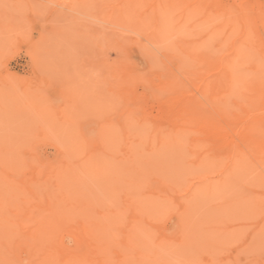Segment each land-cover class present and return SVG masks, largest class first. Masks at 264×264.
<instances>
[{"label":"rangeland","instance_id":"rangeland-1","mask_svg":"<svg viewBox=\"0 0 264 264\" xmlns=\"http://www.w3.org/2000/svg\"><path fill=\"white\" fill-rule=\"evenodd\" d=\"M121 1L122 0H0V179L3 178L2 180H0V190L2 192H4L5 188L10 187L8 190L11 189L12 194H8L7 192H5V194L7 193V195L9 197H12V195L14 196L15 191L19 190V189H20L19 190L20 192L22 191L21 193H23L25 195L28 194V196L31 195V193L33 195L32 191L36 190L35 192H37V190L39 189L38 193H37V194H39L43 190L42 194H39V197H38L40 200L37 199V197L33 195L34 199H36L37 201L35 202V200H33V198L31 197L32 198L31 201L33 203L30 201V204L28 203V206H26V208L24 207L25 205H27L26 200H28V199L30 200L31 198L25 196L27 198L22 199L21 198L22 195L21 196L18 195L19 197L15 200H16L17 204L19 203L18 205H21L20 207L22 209L18 208L17 204H16L17 206L14 205V203H16V202H14L15 197L13 199L11 198L13 201V203H12L13 205L12 204L10 205V203H8V201L10 202V198H9V200L7 199V201H6V196L3 194L5 197L4 200H5V202H7V205L8 204L10 205V206L8 205L10 208L6 205V203L4 201H2L3 200V198H2L1 201L4 202L5 205L0 201V213L3 215H7L9 217L7 222H9V224H12V225L14 224L15 228L18 230V233L19 234L21 233L22 236L21 235L16 236L15 234L17 233V231H15V229L13 230L11 225L10 226L12 229L10 228V230L14 231L15 234H11V231H10V240L12 242V243L11 242L10 243L12 245L14 243V245L13 246L10 245L9 242H7V245H3V244H6V242L4 243V240L0 236V239L3 240V241L2 240H0V241L3 243L2 245L5 248L4 250L8 251L6 253L4 252L5 256L8 253L10 254V256L1 258L2 253L0 252L1 253L0 259H2L0 261V264H4V263H7V264H33V263L35 264V263H39V262L35 261V257H36V259L38 258L39 261L42 259V262L44 261L43 264H53L54 263L53 262L54 257L52 256V254L54 252L53 250H54L55 246L58 247L59 245H61L62 247H66V248L65 249L60 248V250L58 248H55L58 250V251L55 250L57 252V253L55 252L56 254L60 255L62 252L63 253L60 255L62 257L61 260L57 259V258H60L59 255L56 258V254H55L54 259H56L60 262L61 261L65 262L66 258H63L64 252H68V254H69L70 251H66V249L68 248L71 250V248H73V246H75L76 239H75V241L73 240L74 237L75 238L77 237V236H75V234L78 235L79 238L83 237V235H84V238L82 240L86 241V242L85 241L84 242L87 244H85V243L84 244L87 245L88 248L90 249L88 251L89 253L87 252L90 259L93 256H96L98 254V252H97L98 249H99V254L102 253L101 255L98 254L99 256L104 255L105 256V257L103 256L104 258L109 259V260H105L102 257L104 262L102 260L103 263L102 262L100 263V261H101L100 259H99L100 261L96 262V260H98L97 257H99V256H96L95 260H93L94 258L91 259L93 261V262H91V264H97V263L98 264H114V262H117L116 264H121V260L123 261L122 264H264V200L261 198L260 195H257L254 192V191L258 190V189H256V187L260 188L262 186V184L264 185V175H263L264 170L262 169V168H264L263 167L264 162L260 163V161L256 160L257 158H255L248 151V149H247L248 152L246 150H244V149H246L245 147H247L246 143L244 142V139L246 137V132L244 130V127L241 124V122L243 123L244 118L243 117L236 118V119L230 118V120L227 119L226 117L224 118L223 115H221V113L218 111V109H215L216 107H214L215 105H213L214 100H213V98H211L212 96L210 97V95H207L206 97H201L200 95H202V94L200 92L201 91L200 87L198 85L192 83L191 76H188L186 74L187 68L184 67L185 69L182 70L180 67L181 66L183 67V65H180V62L176 61L174 59V57L176 58L175 54L177 53V51H179L181 44L184 42H187V44L189 43L190 46H193V45L195 47L197 45H199V47L203 46L202 47L203 50H205L204 48L206 47V51H207V49L209 50V48H210V51L212 50V53H214V55H211V57L212 56L216 57V56L220 55L219 54V53H221L220 49L221 48L223 49L222 46H225V45H222V42L226 43V45L229 43V46L232 45V44H230V43H232V41L234 42L233 45H235V42H237V43L241 42L240 40H242L241 36H242V30H243L244 26L242 25L243 23H241L243 20L242 19L243 15L240 16V14L244 13L246 15L249 10H250V12L253 11L252 12L253 20H252V18L249 17L250 15L247 14V16H248L247 18H249V21L247 19V21L249 23V27L252 26L249 28L252 30V32L250 30L249 31L252 33V36H254V38L252 37L251 39L254 40L255 38H257L258 40H256L257 41V43H256V42H253V40L249 39V42L254 43V44H251L248 42L249 47H246V49L248 48L247 52L250 53L249 56L250 55H251V57L255 56L256 52H258V50L260 49L259 47L264 46V25H263L264 24V6H263L264 0H211V1H209V3H205V4H204V2L206 0L205 1L197 0L198 2H200V4L202 2L204 6L207 4L208 5L207 8H209L210 11L206 7L205 8L210 13L206 9H202L201 6H198L200 11H198L197 7L195 9L194 8L189 9L190 4H191L190 2H192L193 0L192 1L191 0H173V2H172V0H139V3H137V5L135 2L134 7H130L131 6L130 3L133 6V2H129V4H126V5H125V3H121L122 5L126 6V7H124L120 4ZM162 1H164V2H162ZM166 4H167V10L169 11V13L170 12L173 13L172 11L176 10L174 8H177V10H176L177 12L174 11V14H171V13L169 14L168 12H160L163 14V16H161L162 14H160V16L165 17L164 25H163V27H160L161 24L159 23V20L160 19H161V21H163V20H162V18H160V16L157 17L159 15L158 14L159 12H157V10H159V9H157V8H159L160 5L166 7ZM210 4L213 7L212 6L210 7ZM214 5H219V7L215 6V7H217V9H213ZM155 7H157L156 10H155ZM178 7L180 9L181 8L182 9L180 10ZM127 8H129V9H127ZM132 8L134 9V11L133 10L131 11ZM162 8L164 9V7H162ZM187 8L191 12L190 11L187 12ZM222 8L226 12H224V10ZM227 9H228V11L232 12L233 14L228 12ZM205 10H206V12L204 13ZM219 10H220V13L222 12L224 14L221 13L222 14L221 15L219 13ZM233 10H234V12H233ZM240 10H243V11L240 12ZM164 11H166V9H164ZM237 11H239L240 14ZM181 12H182V14H181ZM211 12H213V13L215 12L216 14L215 13L212 14ZM153 13L158 14V15L154 16ZM190 13H191V17H190ZM206 13H209V15L211 14L213 18H216L220 21L216 20V21L211 22V23H207V22L202 21L204 18L203 16L207 15ZM217 13H219V14H217ZM235 13H237L239 15V18L237 16V14H236L237 17L233 16ZM193 14H195V16L197 15L196 19H195V16ZM216 15H217V17H216ZM219 15H221V16H219ZM223 15H225V16H223ZM231 15L235 18H238V20H236V22L238 21L237 23H238L239 27H236L234 29V31L228 32V27L224 26V24H223L224 22L221 21V19H222V17L223 18L224 17L230 18V17H232ZM184 16H185V18H184ZM219 17L221 19H219ZM260 22H263V24ZM197 23H199V24H197ZM221 24L224 27H223V29L219 28V29H221V30H219L218 27H221ZM157 25H158V27H157ZM199 25H201V30H200ZM253 27L256 29L254 30ZM206 28L208 29V31ZM193 32L195 34H193ZM196 32H197V34H196ZM218 32H220V33H218ZM162 33L165 35V37H164V35H161L162 37H164V39H160L161 37H159L158 38L159 41H158L157 37ZM228 33H230V34L233 33L231 35L232 36L234 35L233 36L234 40L231 39V42L229 40L232 36L230 35L231 37L229 38ZM251 33H249L248 36ZM214 34H216V35H214ZM187 37H190V39ZM210 37H211V39H210ZM227 37L229 38V40ZM225 38H227V39H225ZM203 40H204V42H203ZM235 40H237V41H235ZM220 42H221V44H220ZM237 43H236V45L239 44V43L238 44ZM220 45H222V46H220ZM257 45H259V46H257ZM177 46L179 49H177ZM228 47L225 46L226 49ZM251 47H253V48H251ZM249 48H251L252 51ZM213 49L216 53L213 51ZM226 49H224V51ZM253 51H255V52H253ZM259 51H261L262 54H261V52H259V53H257L258 55L264 54V49L261 48ZM251 52H253L254 55L251 54ZM258 55L253 57V59H255L256 64L259 63L260 60L264 61V56H262L263 58H261ZM257 56L259 58H257ZM154 60L156 61V63L153 66V63L155 62ZM256 60H258V61H256ZM263 61H260V63H263ZM151 62H152V64H151L152 66H150V64H148ZM253 63H254V61L251 62V60H250V63L248 65L250 66ZM260 63H259V66H264V64L260 65ZM177 65H179L180 67L177 68L178 67ZM259 66H257V67L259 70H261V68H259ZM263 68L264 67H262V71H264ZM179 69H181V70H179ZM188 70H190L191 72L194 71L192 68H188ZM138 71H140L139 75L137 74ZM249 72L252 73V70H249ZM132 73H134V74H132ZM135 73L139 77H141L143 74H145L144 75L145 78L143 76L142 77L146 81H144L141 78L136 79V77L138 78V76L135 75ZM197 73H198L197 71L193 72V74H197ZM165 74H167V76H165ZM263 74H264V72L262 73V75ZM134 75L136 76L134 78V81L135 80L136 81L133 82L132 79H131V82L128 81V80H130V78H132L131 76L134 77ZM162 76L163 77L165 76V79H166V77L169 76V78L165 80L166 82L170 81V80H175V78H177L176 80H179L180 82H182L184 84L181 86V83L178 81L180 83V84L179 83L178 84L182 88L180 86H178L180 88V90H179V88L174 89V90H177L178 92L177 91L174 92L172 89L171 90L172 93H169L166 90L169 89V91H170L171 85L168 86L166 84L167 85L166 86L164 81H163L164 79L161 78ZM210 77L211 78L213 77V79L218 78V76L216 75L215 72H212ZM161 79H163V80H161ZM139 80H141V82ZM162 81H163V84L165 86L162 84ZM161 84H162V86H161ZM157 87L162 91L157 90ZM163 90H165V91H163ZM151 92H153V93H151ZM156 92L160 95H158ZM152 94H153V96H152ZM156 95H158V96H156ZM161 99H163L164 102ZM187 99L190 102L192 101V103L189 102L190 105H192V106H194V104L196 106L199 105L200 107L205 106L206 110L204 109V111H206V113L211 112L210 114H212L218 121H219L218 118H220V117L222 118V120L224 118V121L227 119L225 122L222 121V125L225 124L228 120L230 121L229 122L230 124L227 123L229 125H227V124L223 125V126H225L226 131H227V129L232 128V129L228 130L229 133L227 131L228 134L225 136L226 140H229V141L222 140L221 138H217L218 140H216V142H214V144H211V145L206 144V146L203 147V149L201 147L199 149L201 150L200 153H203V155H204V153H206V154H208L210 152L214 153L217 150L219 152H222L227 147L228 148H230L232 146L237 147L238 145H240V147L239 146L238 147L242 150L241 152L246 151L243 153L247 154V155H245L247 158L246 164H247V162L250 163V164L248 163L249 165L248 164L246 165V166H248L249 169L248 168L245 169V170H247L246 172L249 173V174L247 173L248 177H246L247 176L246 173L244 174L246 176L243 177L242 176L243 173H240L241 170H239L238 173L237 172L235 173V174H239V175L241 174L240 176L238 175L241 179L238 178L237 175H236L237 178H235L236 176L234 177L236 182H238V180H239V182H238L239 184H244L245 179L248 180L245 182V184H247V185H245V187H246L245 189H247V190H245L244 186L242 185V188L245 190V192L241 191V189H242V188L240 189L241 185L236 184V182H235V186H237V185L238 186L234 187V188H238L240 186L239 189L241 192H244L243 193L244 196H238V197H240L239 200L237 199L238 201H235L232 199L234 196L230 195L231 196L230 200H232L233 202L232 201L228 202L225 200V199L229 200V195H228V197L226 195H227V191L229 188L228 184L231 186V184H233L232 182H234V180H232L231 183H229L230 182L229 181L226 184L227 186L225 185V188H223V190L221 189L223 192L220 190L221 191L220 193H222L224 196L219 193V190H217L219 195H221L220 197H222V199L220 197L215 196L216 193L213 195L212 194L205 195V197H204V195H201V197H203V199H202L203 201L201 200V198H200V200H198L200 195L197 199H195L197 196H191L189 199L188 196H186L187 192L186 193H184V192L186 191L187 186H188L187 182L191 183L193 181L192 179L190 181V177L193 175L196 168L193 166L191 167V169L188 168L190 166L188 163L190 161V159L187 162V160L184 157L185 155L183 156V154H189V152L187 151V147L183 148V150L185 149L184 152L186 151V153H180L181 151H183L182 149L178 153V152H176L177 150H179V148H177L178 146L176 147V145H174L175 148H171L172 152H170V148L168 149L169 151L167 150V148L170 147V146H168L167 148L161 149L162 151L164 150L165 155H163L164 153L163 152L161 153V150H159V147L154 145L155 146L154 149L156 148L159 151V152L157 150L155 151V152H158V153H156L158 156H154V157H151L152 155H155V152H154V154H152L153 153L152 150H154V149L148 148L146 150V148H147L146 147V148H144L145 149L144 151H145L146 155L148 154V157H146L144 155V157H146L145 159L151 160V158L152 159L154 158L153 159L154 167H152V168H155V170L153 172H151L152 170L150 169V165L147 163H144L145 165L143 164L144 165L143 168L141 166L142 164H138V167L135 164L133 166L127 165L126 162H125V164H126V168L128 169V171L130 170L132 173L135 172V170H133L135 168V166H136V169H138V168L144 169V168H146V164H147L149 166V167L147 166L149 168V174H151L149 176L150 177L149 182H151V184L148 182L147 187L143 185V184L146 185V183H144V182L142 184H139V187H140V185L144 186V188L142 187V189H141V191H143V192H141V193L139 192L140 193L139 197L134 196L135 199L137 198L135 201L138 203H134L132 201L135 205L137 204L136 206H133L134 204L133 205L129 204V203H131V200L134 198V197H132L133 194H131V198H132L131 199L129 197L130 195L128 193L133 191V190L132 191H130V190H131V188H133V189L135 188L134 187L135 184H133V182H132V184L134 186L132 184L131 185L133 187L131 185L128 186L129 183L127 181V178L129 180V177L131 180V175H129V177L124 179L123 182L119 181L120 184L118 183V185H121L120 186L121 189L119 188L121 190V191L119 190L121 192V194H119V193H117V194L121 198H122V196L124 198L125 197L124 194H126L128 196V197L126 196L128 199L126 197L124 199L118 198L117 200H120V202L118 201V203H122L124 205L123 206L122 204H120V205H122L121 206L122 208L124 207L123 209H126L125 207H126L127 203L131 206V207H129V210L131 209L133 211V209H135L134 207H136V209L134 210V212H132V213L130 212L131 215H129V212L127 210L121 209V210H123L122 216H123V214L128 212L127 215L129 217L127 215H124L126 218V219L125 218L124 219L126 221L122 220L123 217H122V219L119 218L120 220L118 219L119 222L117 221L118 222L117 228L119 229V227L121 226L122 228L119 229V231H121V232L119 233V231H117L118 229L116 230L117 232L114 231L112 226H114L116 224H114L113 220L116 219L117 216L121 217L120 216L121 211H119L120 209L117 207V210L120 212V215H118L119 214L118 212H117L118 214H116V212H113V211H117L116 209L110 210L112 206L114 208H116L117 200L116 201L113 200L114 203H116V204H114L111 201L112 203L111 202L110 203L112 204V206H110L111 205L110 204L109 205L110 209L108 208L107 202L110 201L109 198L111 200H112V198L116 199L117 197H114V195H117V194H110L111 192H109V190L105 189V186L106 187L110 186V185L112 186L111 183H110V185L104 184L103 180L105 179L104 178L105 175L107 178V173H106L107 171L106 172L104 171V175L101 176L102 180L97 183L98 180H94V179L97 178L98 175H97V177H95L96 174H94L95 178L92 177L93 179L90 180V178L88 177L89 176L88 172H92V171L87 170L85 175H83V176H85V177L87 176L89 179L86 178V180H85L86 182L84 180L82 181L83 177H80V178H82V179H80L77 176V175H79L80 172L78 173L76 171L80 168V166H76V165H74V163L76 164L77 162H79V164H82V166H84L83 168H87L88 166H86V163L84 164V162L80 163L81 160L83 159L84 155L79 154V153H78L79 154L78 156L74 155V154H77V152H75V149L81 148L82 146L87 147L85 145H88V146H90V148L98 151V152L96 151V153H97V156L99 155L98 156L99 159L102 160V157H103V161H106L110 164H112V158L113 157H114L113 158L114 160H116V158L119 159L120 157H121V159L124 160L123 156L126 154L124 153V151H122L120 149V147H118V144H117V142L120 141V137L117 136L118 135L117 129L121 123L125 122L124 121L125 118H127L126 126H129V127L130 126L131 127L132 126H136V127L142 126V128L149 130V129H151V127L153 128L154 125H156L158 127H161L164 130L173 129V126H175L176 124H178L180 122V120L178 118L176 119V117H177L179 110L181 108L180 106H182V104ZM212 100H213V102H212ZM228 103H226L227 106L230 105L229 106L230 109L228 108V111L229 110L233 111L234 107L232 105H234V104L231 105L230 104L231 101H229ZM169 105H171V106H169ZM262 105H264V97H263ZM262 105L260 106V109H259L261 111L258 110V113L264 114V112H263L264 108H262L263 107ZM231 106L233 109L231 108ZM226 109H227V107H226ZM216 112L219 113L221 116L217 117L219 114H217ZM173 114H174V117H172ZM233 119H234V121H233ZM239 119H241V120H239ZM220 121H221V119H220ZM107 122H108V124H107ZM234 123L235 124L239 123V124H236L239 128L238 130L235 127L236 125ZM262 123L264 124V121ZM227 126L228 127L230 126V127L227 128ZM111 127H112L113 131H116V132L112 133V131H110V130H112ZM233 127H235L236 130ZM94 128H95V131H93ZM105 128H107V129L105 130ZM91 133L92 134L94 133L95 136H94V134L92 135ZM107 133H108V136L106 135ZM87 134H89L88 135L89 137H87ZM236 134H238L237 135L238 138H237ZM239 134H241V135H239ZM99 135H101L102 137H100ZM83 136H85L86 138ZM105 137H107V139H104ZM70 138H71V140H67ZM188 138L189 139L192 138L193 140H196V138H197V141L202 140V139L203 140L206 139L205 136H202L200 134H197L196 136H195V134H191V136L188 135L187 137L185 136L186 142H187ZM230 138H231V140H230ZM61 139L64 140V146H63V143L59 142V140L62 141ZM189 139H188V141L190 142L192 139L191 140H189ZM219 139L222 140V144L220 143L221 141ZM104 140H106V141H104ZM114 140H116V141H114ZM239 141H241L242 143ZM57 142H59V144L60 143L62 144V145L60 144V146L62 148L61 150L59 149L60 147L58 148V146H56ZM87 142H89V143L86 144ZM112 142L114 144H117V145H113ZM189 142H188V144H189ZM231 142H232V144L233 143L234 144L232 145ZM66 143H69L68 145L71 146L72 148H70ZM100 143H103L101 146V149H99L100 145H101ZM65 144H66V146H65ZM83 144H85V145H83ZM224 144H227V145L231 144V146L229 147V145L227 146ZM103 145H105L106 148ZM242 145H245V146L243 147ZM73 146H75V147H73ZM111 146H113V147H111ZM174 146H172V147H174ZM102 147H104V149ZM184 147H185V145H184ZM241 147L244 149H242ZM116 148L118 151L113 150ZM102 149H103V151H102ZM108 149H110L111 151ZM165 149L167 150V152ZM150 150L152 152L151 156L149 155V153H147V152H150ZM69 151H71V152H69ZM141 151L143 152V149ZM79 152L82 153L81 151H79ZM169 152H170V154H169ZM67 153H68V155H67ZM173 153L174 154L178 153L177 154L178 159L180 158L179 154H181L184 157V159L186 160V164L184 163L185 165H187L186 167L185 166L183 167V164L181 161V164H182L181 166L184 168V169L182 168L183 169V175L180 173V171L182 172V170L179 171L180 168L178 169L179 165L177 166L175 164V163H177L175 161L178 159H177V157L175 158ZM172 154H173L174 158L176 159L175 161L173 160L174 159L173 156H171ZM65 155L67 156L66 160H65V158H66ZM71 155H73V156H71ZM106 155H107V158H104V157H106ZM250 155H252V156H250ZM68 157L72 158V159L69 160ZM110 157H112V158L110 159ZM166 157H168V158H166ZM187 157H188V155H187ZM164 158H165V161H163ZM189 158H191V156ZM166 159H167V161H166ZM184 159L182 158L181 160L185 161ZM31 160H33V161H31ZM158 160H160V161H158ZM170 160H171V163L173 165L168 164V163H170ZM18 161H20V162H18ZM179 161L180 160H178V164H180ZM114 162L118 163L119 161H114ZM121 162H122V160H121ZM158 162H161V163L165 162L164 164H166V166H167V167L165 166V169L167 168V170H166L167 173H166V171L165 172L162 171L163 174L166 173L168 175L169 169H170L171 173H173L172 169H174L175 172H176V169H178L179 174H178V171H177L178 175L176 174V176L178 178H179V176L181 177V175L184 176V174H185V176H187L186 179H188V181L185 178H184L185 180L182 179L183 177H181V179L179 178L180 181H179V179L176 180L177 181L176 184H178V185H183L184 181H186L187 186H186L185 191H182V190H180V188L177 187L182 192H180V191L177 192L178 190L175 191L172 189L171 190L174 191L175 193L174 192L172 193V191H171V193L169 192L171 199H167V200L170 201V203L176 202L175 204L174 203H172V204L167 203L166 204L165 202H160V201H157V199H155L157 196L161 195L162 192H164V190L166 191V190H168V188H170L171 184L168 186V184H169L168 182L171 181L170 183H172L173 178L176 177V176H173V177L169 176V175H171L169 173V175H168L169 177H164L165 179L164 178L161 179L162 178L161 175H160L161 178H158L157 175L161 173L160 172L157 174V171H156L157 169H160L159 166L155 165V164H158ZM122 164L124 165V163H122ZM122 164L121 165L117 164L118 166H113V165L112 166L114 168H118V169L123 168L124 169L125 165L123 166ZM262 164H263V166H262ZM70 165H72V167L74 165L73 171L70 170ZM114 165H116V164H114ZM159 165H161V164H159ZM174 165H176V168L175 167L171 168ZM110 166L107 167L108 168L107 170L109 172H111ZM23 167H24V169H23ZM129 167H130V169H129ZM254 167H257V168L255 169ZM114 168H112V169L114 170ZM192 168L194 169L193 172H191L193 170ZM187 169H190L189 171H190V173H192V174L188 173L189 177H188V174L185 173V172H189ZM259 169H261V170H259ZM79 170L80 171L82 170L84 172V169L80 168ZM144 170H146V169H144ZM55 171H57L58 173ZM74 171H76L78 173V174L75 173V174H77L76 176L74 173L72 174V172H74ZM128 171H127V173L130 174L129 173L130 171L129 172ZM83 172H82V174H83ZM123 172H124V170H123ZM241 172H243V171H241ZM261 172H263V173H261ZM38 173H40L39 177H38ZM136 173H138V171ZM146 173H148V172H146ZM253 173H255V174H253ZM113 174H114V172L111 175H113ZM119 174H120V172H119ZM173 174H175V173H173ZM54 175H58L59 178L55 177ZM63 175L64 176H66V175L72 176L73 175V178H71V176L70 177L67 176L71 180L69 182H75L72 185L76 188H74V187L73 188L79 189L80 191H78V190L75 191L73 188L69 189L70 184H68V186H66V188L68 187V189H69L68 191L71 194L74 193L73 194L74 196L75 195L80 196L83 192L85 194H88V197L90 200L89 203L93 204V207L89 206V205H91L88 203L89 200H86V201L84 200V198L87 197V196L85 197V195H83L84 197L81 196V198L83 197L84 201H81V200L79 201L78 200L79 197H75V199H74V197H72V195H71V197L68 196V197H70V199L68 197H66L67 196L66 193H68V191H66L67 189L64 190L63 188H65V187H62V189L64 190V191H62V189H61L62 184H60L61 186L59 184H58L59 186L54 184L56 182L55 179H57V178H58L57 182L59 180L62 181V178L64 177ZM81 175H79V176H81ZM108 175L110 176V174H108ZM117 175L118 174H116V176ZM121 175H122V173H121ZM121 175L119 177H117L116 180H118V179L120 180V177L122 178V176H123V175L122 176ZM124 175H127V174H124ZM143 175H146L145 171H144ZM253 175H255V176L252 178ZM135 176H137V174ZM76 177L79 181H82L83 184L85 183L84 185H82V183L80 182L81 188L76 185V184H78L76 182ZM99 177H100V175H99ZM136 178H138V177H136ZM152 178H156L157 179V180L155 179L156 182L152 183L153 181H155V180H152ZM74 179H75V181H74ZM98 179H100V178H98ZM134 179H132V180H134ZM255 179L257 182L255 181ZM3 180H4V182H3ZM9 180H11L12 182H15L16 184L14 183L12 185L11 183L10 184L8 183V185H6L7 182H10ZM106 180H108V179H106ZM110 180H113V179H110ZM116 180H114V181H116ZM136 180H135V183L138 184ZM181 180H183V181H181ZM242 181H244V182L241 183ZM250 181H251V183H250ZM107 182H110V181H107ZM121 182H122V184L124 182H125V184L127 183L126 186H128V188L129 187H131V188L130 189L126 188L127 191H125V188H124L125 185H123L124 186L123 187L124 190H123ZM247 182H249L250 184L253 183L252 186H254V188L252 186H250ZM41 183H43V184H41ZM58 183H60V182H58ZM61 183H63V182H61ZM66 183H68V182H66ZM105 183H106V181H105ZM257 183H258V185H256ZM35 184H36V186H35ZM94 184H96V185H94ZM29 185H32V186H29ZM33 185H34V187H33ZM45 185L49 186V188L51 190L48 189ZM113 185L118 187V185H116V184H113ZM178 185H176V186H178ZM44 186L48 190H50V194H49V191ZM111 186L109 188H112ZM173 186H174V184H173ZM176 186L173 188L177 189ZM15 187H17V188L15 189ZM21 187H23L25 190L24 189L21 190ZM117 187H114V189H118ZM139 187H137V189H139ZM2 188H3V190H2ZM33 188H36V189L33 190ZM56 188H57V190H56ZM83 188H85V189L82 190ZM183 188H185V187H182V189ZM58 189L61 192V194H60V192H57ZM137 189H134L133 192L134 193L137 192ZM231 189H233V188H231ZM231 189L229 188V190H231ZM254 189H256V190H254ZM11 190H10V192H11ZM13 190H14V193H13ZM55 190H56V192H55ZM19 191H18V193H19ZM51 191L54 192L53 193L54 195L52 194V196L56 197V198H54V200H52L53 197H52V199L50 197L51 193H52ZM119 191L116 190V192H119ZM138 191H140V189ZM168 191H170V190H168ZM260 191L262 192L264 190L260 189ZM260 191H257V192H260ZM35 192H34V194H35ZM105 192L108 194V196L105 194ZM151 192L157 196L155 197V195H154L152 197L153 194H151ZM158 192L161 194L158 195ZM228 192L231 194L232 191H228ZM18 193H16V194H18ZM176 193H177V195H176ZM47 194H49V195L46 196ZM64 194H66V195H64ZM68 195H70V194H68ZM211 195L215 196V197H212ZM216 195H218V194H216ZM184 196H185V198H187L188 201L183 198ZM206 196L211 197V199L207 198ZM159 197H161V196H159ZM46 198H48L49 200L51 199L52 200L51 202L53 204L54 203L56 204L57 200H58V202H60L62 200L59 204L60 206L58 205V202L56 204V208L58 205L59 209L62 212L58 208L54 211L52 208L53 207L52 203H51L52 206L50 208H48L47 207L48 205H46L45 202H48L49 200ZM96 198L98 199L99 203L97 202ZM67 199H68V201H67ZM94 199L96 200V202ZM158 199L162 200L161 198H158ZM194 199L196 201L197 200L198 201L196 202ZM38 200L42 203H40ZM46 200H48V201H46ZM55 200H56V202H55ZM154 200H156V201H154ZM73 201H76L77 204H75ZM184 201L187 204V209H186L185 213L182 210V209H185V208H183V207H185ZM24 202H25V205H24ZM62 202H64L65 205H63ZM81 202L83 203L82 207L88 206L87 210H90L93 208V211L96 213L97 217H100L98 215L102 211H103L102 213L105 215H106V213H108L106 211H110L111 213L116 214V217H114V216H113V218L111 217L113 220L111 218L110 219L107 218L109 215H106L107 217L105 216L106 220H111L112 224H114V225H112L111 222L109 221L110 224L112 225L111 226L109 224L110 228H109V225L107 224V221H105V218L103 217L104 215L101 217L102 218L101 223L104 222L105 224H107L108 228L106 226H105L106 227L105 228L100 223V220H98L100 218L96 219L95 213L92 211L94 213L93 214L90 210L89 213H92L91 215H94V216L93 217L90 216L91 218L89 217V219H87V218H85V219H87V220L94 219V220H92V222L88 221L89 225H90V223L93 224L94 222H96V224H97L99 222L98 225L101 224L103 226L102 227L99 225L100 227H102V230L104 229L103 231L105 232L104 235L102 236L101 233L103 231L101 232V228L98 231L99 226L94 223V226H98V227H96V228H98L97 232H98V235L99 234L101 235V237H105V236L108 237L106 232H109V230H110V234L112 233V234H114V236H116V233L120 234L119 236L117 235V238L119 241L120 236L124 235L125 233L128 232V230H130L129 229L130 225H131V227H132L133 223H135L137 225V223H139L140 219L142 218L143 219V220L141 219L142 224H141V222L139 223L141 225L140 226L141 228L138 229L139 224L137 225L138 227L137 226L135 227L133 224V228L135 227L134 228L135 230L133 229L132 231H130L131 236L129 235L130 233L128 232L129 234L128 233L127 234L129 236L127 234L124 237L122 236L123 238L121 237V240L119 242L116 240L117 238L114 239V236H112L113 237V239H112V237L109 235L108 238H110V237L111 238L110 239L107 238L108 242L104 238L101 239L99 237L101 242L104 239L103 243L105 246L109 245V243H110V245H112L113 248L111 247L110 248L111 250L110 249L108 250L107 246L104 247V245H100V243H99L100 248L97 249L98 245H96L97 246V247H95L96 249L92 248L91 246L94 247V243H93L94 240L92 241L90 239L92 238L93 230H95V227L93 225H91L93 227L90 228L89 225H87V224L85 225V222L83 220H78L81 217H79L78 219L75 218V216L76 217L79 216V214L75 215V213H79L82 210L81 209L82 204H80ZM125 202H126V204H125ZM151 202H154V203L158 202L159 208L162 207V209H164L163 206L167 208L166 209L167 212H164V214L165 213L166 214L165 215L161 214V216L163 215L162 217L159 215V213H157V211L159 210L158 207H157L158 210L156 207H155L156 209L153 208L155 210L151 209L153 212H150L148 210L150 213H153V214L157 210L156 211V217L160 216L161 218L159 219L157 217L159 220H156V222L154 221L153 215H152L153 217H150V216H148V217L144 216L143 217L142 216L143 213H142V215L140 214L141 210L145 209V208H141L140 206L142 205V206L146 207ZM180 202H183V203L181 204ZM69 203H72V204L69 205ZM85 203H88V205ZM196 203H197V205H196ZM200 203H202V204H200ZM43 204L45 206H43ZM74 204L75 205L80 204V205H78L79 207L76 206V208H78L76 210H78L79 212L78 211L75 213L72 212L75 210L74 209L75 206L73 207ZM152 204L153 203H151V205ZM179 204H181V205H179ZM221 204H223V205H221ZM29 205H31L32 207ZM61 205L65 206L66 207L65 211H67V209H68L70 211L68 213H70V214H66L67 212L63 211L64 207ZM114 205H116V206H114ZM129 205H127V207ZM11 206H13V209H11ZM86 207H85V209H86ZM139 207H140V211L138 213L140 215L138 213H137L138 215H134V213L137 212L136 210H138L137 208H139ZM14 208H17L20 211L19 212L17 210L18 214L20 216H18V214H17V216L13 215L14 212L17 213V211H15L16 209L14 210ZM29 208H30V210H28ZM33 208L36 211L33 210ZM37 208H39V209H37ZM31 209H32V211H31ZM44 209L46 210L45 212H48L47 211L48 209H50L51 211L53 210V212H50V210H49V212L47 213L49 215H46L45 213L44 214L37 213V215L32 214V213H34V211L35 212H38V211L44 212ZM54 209H55V206H54ZM71 209H73V210L71 211ZM85 209L82 212L87 213L88 211L87 210L85 211ZM162 209L160 208V210H162ZM27 211H29V212H27ZM145 211H147V209H145ZM180 211L183 214H180L181 213ZM43 212H41V213H43ZM63 212H65V213H63ZM104 212H106V213H104ZM6 213H9V214H6ZM28 213L31 214V217H29L30 214H28ZM54 213L55 214H61V213L65 214L66 218H64L63 215L54 216ZM89 213L84 215L83 217L89 215ZM27 215H29V216H27ZM81 215H83V213H81ZM0 216H2V215H0ZM7 216L6 217L2 216L1 219H6ZM12 216H16V218H18V219L20 217V221L18 220L20 224H18V222L16 221V218L12 219L13 221L15 220L14 221L15 223L11 222L12 220L10 218H12ZM45 216H47V217H45ZM58 216H60V217L63 216V217L60 218ZM70 216H72L71 218L74 217L72 220L73 221L76 220L75 223L78 221H79V223H77L75 225V223H73L72 220H71L72 222H70V219H67L68 217L70 218ZM134 216H136V217H134ZM138 216H140V217L138 218ZM37 217H41L42 221L40 219H38ZM48 217H50V218L52 217L53 219L56 220V222L54 223L52 221L53 219L51 218L52 219L51 220ZM83 217L81 219H84ZM24 218L26 219L24 221L31 220V224L25 223L24 221H21ZM27 218H28V220H27ZM36 218H37V222L40 224H38L37 222L34 221L36 224V227H35V224H33V220ZM44 218H47L48 221H46V219H44ZM63 218H64V220L67 219L65 221L66 223L60 222V220L64 221V220H62ZM103 218H104V221H103ZM129 218L131 220V223H130ZM133 218L138 219L137 223H136L137 219L134 221ZM95 219L98 221H96ZM6 220H3V222L4 221L6 222ZM121 220H122V225L120 222ZM132 220H133V223H132ZM152 220H153V222H152ZM81 221L84 222V223L83 222L82 223L85 225L84 226L85 229L90 228L87 231L89 233H91V235H89V233H87V235H88L87 236V235H85V233H83L84 231L82 232V230H83L82 225L83 224L81 223ZM16 222H17V224H16ZM52 222H53V224H52ZM68 222H70V225L68 224ZM123 222L125 225L123 224ZM143 222H145V223L148 222V223L144 224ZM56 223L58 224V226ZM72 223L74 224V227L77 226V229H75L77 231L76 233L74 232L75 230H73L74 233L72 232V229H74L72 226L73 225ZM5 224H3V225H5ZM26 224H28V225L26 226ZM41 224L48 227L47 229L52 228L53 232L55 231V233L52 232L50 238L53 237L54 240L56 241L55 237H57L58 241H56L57 242V243H55L56 245L54 244L55 246L52 245L53 241L50 243L51 246L54 247L52 250H51L52 247H50L49 248L50 250L48 251L47 250L48 248L47 249L45 248L46 249L45 250L43 245H42V247L40 246L41 244L46 243L47 241L48 242L51 241L50 238L46 241V239L48 238L49 235H47L48 232H45L46 227L44 228ZM118 224L120 225L119 227H118ZM127 224H129V225L127 226ZM18 225H20V226H18ZM55 225L57 226V228ZM28 226H30V227L33 226V229L34 228L37 229V227L39 226L38 231H40V229H42V227H43V229L39 233L41 234V232H42V233L46 234L47 237H44L43 234L38 235L39 233H36V230L34 231L31 228H30V231H31L30 232L31 237H30L29 236L30 233H28V231H29ZM86 226H89V228H87ZM18 227H20V228H18ZM25 227L26 228L28 227V228L26 229ZM58 227H59V229H58ZM70 227L72 229L67 230V228H70ZM79 227H80V231L78 230ZM114 227H116V226H114ZM124 227H125V229H124ZM3 228L4 227L0 226V229H2L0 232V235L3 233ZM22 228H24V230H27L28 234L25 233L26 231H24V230H23L24 231V234H23L21 231ZM111 228L116 233L112 232ZM127 228H128V230H126ZM4 230H6V229L4 228ZM19 230H20V232H19ZM43 230H44V232H43ZM66 230H67V233L66 232L64 233V231H66ZM7 232H8V230H6V233ZM14 232H12V233H14ZM34 232L36 234H34ZM60 232H62V234H64V235H62ZM97 232H94V233H96V236H97ZM57 233H59V234L57 235ZM26 234L29 236V238H28L29 240H26L27 239ZM71 234L74 236H72ZM35 235L39 236V239H38L39 241H42L43 240L42 238H44L45 241H42L41 244H35L36 242H38V240L35 239ZM61 235L63 237H60ZM6 236H7V234H6ZM41 236H43V237H41ZM93 236H94V234H93ZM96 236H95V238L94 237L93 238L96 239L97 238ZM127 236L129 237V239ZM125 237H127V238L125 239ZM17 238L20 240V242H19V240H17ZM32 239L34 241L33 243H31ZM97 239H96V243H97ZM123 239L127 240V242L125 241L126 242L125 244L123 243L124 242ZM10 240H8V241H10ZM27 241H31L30 242L31 245L32 244H34V245L31 246L30 243H28ZM60 241H61V244H59ZM48 242L46 244L50 245V244H48ZM88 242H90V246L88 245L89 244ZM105 242H107V244ZM120 242H122L123 245H125V246L118 247L121 245ZM8 243H9L10 247H9ZM103 243H101V244H103ZM114 243H116V244L120 243V244L117 246V245H114ZM84 244H80L81 246L76 244V246H79V248L82 247V245H83L82 248H84V247L85 248L83 250L82 249H76V248H75L76 250H74V248H73L74 251H71V255L74 254L75 251L80 250L83 252V251H85V249L88 250V248H86V246H84ZM2 245L0 247H2ZM47 245L45 247H47ZM6 246H8V248ZM29 246H31L30 248H32V249H29ZM24 247L25 248L28 247L29 250L26 249V251H27L26 252ZM69 247H71V248H69ZM16 248H19V249L16 251ZM40 248H43L45 250V252L43 253L44 250L40 249ZM105 248H107V249H105ZM120 248H122V249H120ZM100 249H102V252ZM2 250H3V247H2ZM95 250H96L97 254L92 255V254H94ZM46 251L48 252V254L46 253ZM82 252H80V253H82ZM80 253L76 252V254H74V256L79 254L78 258H76V259L80 258V256H81ZM15 254L18 257V259H17L18 262L16 261L15 256H13ZM37 254L39 255V257L41 256V259L39 257H37L38 256ZM42 254H45V257H46V254L48 256L51 255L53 258L50 257L49 260L45 259L43 257L44 255L42 256ZM83 254L84 253H82V256L80 258L81 259L80 262H78L79 264H85V260H87V261L90 260L89 258H88L89 260L87 259L86 253H85L86 256H83ZM66 255L67 254L65 253L64 257H66ZM2 256H4V255H2ZM116 256H118V257H116ZM3 258L5 259L6 262H3V260H4ZM30 258H32V259H30ZM72 258L74 259V257L71 256L70 259H72ZM8 259H9V261L11 259V262H9ZM56 260H55V262H56ZM67 260H69V259H67ZM25 261H26V263H25ZM75 261H77V260H74V262ZM29 262H31V263H29ZM60 262L58 264H60ZM105 262H107V263H105ZM75 263H77V262H75ZM86 263H88V262H86Z\"/></svg>","mask_w":264,"mask_h":264},{"label":"bare ground","instance_id":"bare-ground-1","mask_svg":"<svg viewBox=\"0 0 264 264\" xmlns=\"http://www.w3.org/2000/svg\"><path fill=\"white\" fill-rule=\"evenodd\" d=\"M192 1V0H191ZM203 1H205V0H203ZM208 1V2H207ZM209 1H211V0H206L205 2H204V4L205 3H209ZM129 2H133V6H132V4L130 3V7H134V4H135V2H136V5H137V3H139V0H122L121 2H120V4L121 3H125V5L126 4H129ZM141 2V1H140ZM162 2H164V1H162ZM161 2V3H162ZM170 2V1H169ZM172 2H173V0H172ZM191 4H190V7H189V9L191 8V9H195L196 7H197V9H198V11H200V9L198 8V6H201V8L202 9H206L207 8V4L204 6L203 5V3L201 2V4H200V2H198L197 0H193L192 2H190ZM119 4V5H120ZM157 4V3H156ZM168 4V3H167ZM167 4H166V7L165 6H162V5H160L159 6V8H157V7H155V10H156V8L157 9H159V10H157V12H159L158 14H154V16L155 15H158L157 17H159L160 16V14H162V13H160V12H168L169 13V11L167 10ZM175 4V3H174ZM215 4V3H214ZM122 5V4H121ZM135 5V6H136ZM158 5V4H157ZM169 5V4H168ZM122 6H124V5H122ZM212 5L210 4V7H211ZM215 6H218L219 7V5H214V8L213 9H217V7H215ZM264 6V5H263ZM124 7H126V6H124ZM162 7H164V9H166V11H164V9L162 8ZM176 7V6H175ZM206 7V8H205ZM213 7V6H212ZM179 8V7H178ZM227 8V7H226ZM225 8V9H226ZM229 8V7H228ZM127 9H129V8H127ZM163 9V10H162ZM174 9H176L177 10V8H174ZM173 9V10H174ZM180 9V8H179ZM182 9V8H181ZM180 9V10H181ZM188 8H187V12L188 11H190ZM209 11H210V9L209 8H207ZM206 9V10H207ZM219 9V8H218ZM223 9V8H222ZM134 11V9L132 8L131 9V11ZM176 10H174L175 12H177ZM179 10V11H180ZM206 10L204 11V13L206 12ZM207 10V11H208ZM224 10V9H223ZM171 11V10H170ZM174 11H172L173 13H171V14H174ZM208 11V12H209ZM227 11H228V9H227ZM243 10H240V12H242ZM191 12V11H190ZM224 12H226L225 10H224ZM228 12H230V11H228ZM227 12V13H228ZM233 12H234V10H233ZM236 12V11H235ZM237 12H239V11H237ZM240 12H239V14H240ZM250 10L248 11V13L247 14H249L250 16V18H252V20H253V17H252V12L253 11H251L250 13ZM169 13V14H170ZM202 13V12H201ZM203 13V14H204ZM210 13V12H209ZM209 13H206L207 15H205V16H203L204 18H203V20L202 21H204V22H207V23H211V22H214V21H216V20H218V19H216V18H213L212 17V15L210 14L209 15ZM212 14H214L213 12H211ZM219 13H220V10H219ZM219 13H217V14H219ZM222 13V12H221ZM220 13V14H221ZM230 13H232V12H230ZM167 14V13H166ZM176 14V13H175ZM181 14H182V12H181ZM202 14V15H203ZM216 14V13H215ZM222 14H224V13H222ZM221 14V15H222ZM229 14V13H228ZM227 14V15H228ZM233 14V13H232ZM236 14L237 13H235L233 16H235V17H237L238 16V18H239V15L237 14V16H236ZM247 14L245 15L244 13H242V14H240V16L241 15H243V20H242V22L241 23H243L242 25L244 26L243 27V30H242V40H240L241 42H235V45H233V41H232V43H230V44H232L231 46H229V43L226 45V43H224V42H222V45H225L226 47H228L227 49L225 48V46H222V45H220V46H222L223 47V49L221 48H219L220 50V52L221 53H219L220 55H218V56H216V57H214V56H212L211 57V55H214V53H212V50L210 51V48H209V50L207 49V51H206V47L204 48L205 50H203L202 49V47L200 46L199 47V45H197L196 47L194 46H190L189 45V43L187 44V42H184V43H182L181 44V47H180V49L178 48V46H177V49H179V51H177V53L175 54L176 55V58L174 57V59L176 60V61H179L180 62V65H183V67L181 66H179V65H177L176 67L177 68H181L182 70L183 69H185V68H187V70H186V74L188 75V76H191V78H192V83H194V84H196V85H198L199 87H200V92H201V94L203 95H200L201 97H206L207 95H210V97L211 98H213V100H214V103H213V105H215L214 107H216L215 109H218V111L221 113V115H223V117L225 118H227V119H229L230 120V118H240V117H243L244 119V121H243V123L241 122V124H242V126L244 127V130H245V132H246V137H245V139H244V142L246 143V146L247 147H245L246 149H244V148H242V149H244V150H246L247 151V149H248V151L255 157V158H257L256 160H258V161H260V163H263L264 162V124L262 123L263 121H264V114L263 113H258V110L260 109V106L262 105V102H263V97H264V74L262 75V73L264 72V71H262V67H264V66H259V63H260V61H263V60H260L259 61V63H255V59H253V57H255L256 55H258L257 53H259V52H261V51H259L261 48L262 49H264L262 46H260L259 48V50H258V52H256V55L255 56H253L254 55V53L253 52H255V51H253V52H251V54H253L252 56L253 57H251V55L249 56V52H247V49H246V47H249V44H248V42H249V39H251L252 37L254 38V36H252V30L251 29H249L250 27H252V26H250L249 27V23H248V21H249V18H247L248 16H247ZM165 15V14H164ZM186 15V14H185ZM194 16H195V14H193ZM221 15H219V16H221ZM161 16H163V14L161 15ZM160 16V18H162V20L163 21H161V19L159 20V23L161 24L160 25V27H163V25H164V19H165V17H161ZM197 16V15H196ZM196 16H195V19H196ZM199 16V15H198ZM223 16H225V15H223ZM229 16V15H228ZM232 16V15H231ZM232 16V17H233ZM187 17V16H186ZM190 17H191V13H190ZM215 17V16H214ZM216 17H217V15H216ZM230 17V18H223L222 17V19L219 17V19H221V21H223L224 23V26H226V27H228V32H231V31H234V29L236 28V27H239V25H238V21L236 22V20H238V18H235V17ZM177 18V17H176ZM181 18V17H180ZM179 18V19H180ZM184 18H185V16H184ZM247 19H248V21H247ZM178 20V19H177ZM162 23H161V22ZM193 21V20H192ZM218 21H220V20H218ZM187 22V21H186ZM201 22V21H200ZM199 22V23H200ZM251 22V21H250ZM253 22V21H252ZM199 23H197V24H199ZM260 23H262L263 24V22H260ZM181 24V23H180ZM179 24V25H180ZM184 24V23H183ZM187 24V23H186ZM194 24V23H193ZM204 24V23H203ZM251 24V23H250ZM259 24V23H258ZM252 25V24H251ZM254 25V24H253ZM264 25V24H263ZM181 26V25H180ZM200 26V30H201V25H199ZM198 26V27H199ZM208 26V25H207ZM222 24H221V27H218V29L219 28H222L223 29V27H224ZM157 27H158V25H157ZM182 27V26H181ZM188 27V26H187ZM208 28V27H207ZM206 28V29H207ZM210 28V27H209ZM217 28V27H216ZM254 28V27H253ZM181 29V28H180ZM189 29V28H188ZM256 28H254V30H255ZM219 30H221V29H219ZM238 30V29H237ZM251 32H250V31ZM207 31H208V29H207ZM217 31V30H216ZM195 32V31H194ZM193 32V34H195ZM202 32V31H201ZM212 32V31H211ZM210 32V33H211ZM223 32V31H222ZM251 33L249 36H248V34L249 33ZM254 32V31H253ZM218 33H220V32H218ZM180 34V33H179ZM196 34H197V32H196ZM200 34V33H199ZM209 34V33H208ZM229 34V38L232 36L231 34H233V33H228ZM161 35H164L163 33L162 34H160L158 37H157V40H158V38L159 37H161L160 39H164V37H165V35H164V37H162ZM187 35V34H186ZM213 35V34H212ZM214 35H216V34H214ZM231 35V36H230ZM236 35V34H235ZM255 35V34H254ZM181 36V35H180ZM198 36V35H197ZM223 36V35H222ZM234 36V35H233ZM231 37L230 38V40H229V38H228V40L231 42V39L232 40H234L233 38L234 37ZM186 37V36H185ZM184 37V38H185ZM191 37V36H190ZM190 37H187V38H189L190 39ZM208 37V36H207ZM216 38V37H215ZM227 38H225V39H227ZM210 39H211V37H210ZM214 40V39H213ZM224 40V39H223ZM251 40H253V39H251ZM255 40V41H254ZM253 40V42H256L257 43V41L256 40H258L257 38H255ZM263 40V39H262ZM159 41V40H158ZM216 41V40H215ZM220 41V40H219ZM225 41V40H224ZM228 41V42H229ZM235 41H237V40H235ZM203 42H204V40H203ZM206 42V41H205ZM195 43V42H194ZM236 43L238 44V45H236ZM249 43H251V42H249ZM255 43V44H256ZM259 43V42H258ZM261 43V42H260ZM204 44V43H203ZM209 44V43H208ZM220 44H221V42H220ZM248 44V45H247ZM251 44H254V43H251ZM183 45V46H182ZM196 45V44H195ZM247 45V46H246ZM262 45V44H261ZM211 46V45H210ZM219 46V47H220ZM257 46H259V45H257ZM209 47V46H208ZM207 47V48H208ZM212 47V46H211ZM251 48H253V47H251ZM251 48H249L251 51H252V49ZM258 48V47H257ZM216 49V48H215ZM224 49H226L225 51H224ZM249 50V51H250ZM137 51V50H136ZM213 51H214V49H213ZM211 52V53H210ZM215 52V51H214ZM223 52V53H222ZM216 53V52H215ZM261 54H262V52H261ZM143 56V55H142ZM259 57H261V58H263L262 56H264V54L263 55H258ZM257 56V58H259ZM214 57V58H213ZM251 57V58H250ZM253 59V60H252ZM250 60H251V62L252 61H254V63L256 64H252V65H248L249 63H250ZM150 61V60H149ZM155 61V60H154ZM256 61H258V60H256ZM156 63V61L153 63V66H154V64ZM148 64H150V66H152L151 64H152V62L151 63H148ZM264 64V61H263V63H260V65H263ZM185 65V66H184ZM257 66H259V68H261V70H259L258 69V67ZM185 67V68H184ZM155 68V67H154ZM188 68H192L194 71H190V70H188ZM162 69V68H161ZM167 69V68H166ZM181 69H179V70H181ZM264 69V68H263ZM156 70V69H155ZM165 70V69H164ZM178 70V71H179ZM249 70H252V73H250L249 72ZM195 71H197L198 73L197 74H193V72H195ZM262 71V72H261ZM135 72V71H134ZM139 72L140 71H138L137 72V74L139 75ZM143 72V71H142ZM146 72V71H145ZM203 72V73H202ZM212 72H215L216 73V75L218 76V78L217 79H213V77L211 78L210 77V75H211V73ZM260 72V73H259ZM144 73V72H143ZM142 73V74H143ZM132 74H134V73H132ZM131 74V75H132ZM136 73H135V75H137ZM134 75V77L133 76H131L132 78H130V80H128V81H130L131 82V79L133 80V82H135L134 81V78L136 77ZM137 75V76H138ZM145 74H143L142 76L145 78V76H144ZM164 75V74H163ZM130 76V75H129ZM139 77L138 76V78L136 77V79H143L144 80V78L143 77ZM165 76H167V74H165ZM165 76L163 77H161V78H163V79H161V80H163L164 81V83H165V85L167 84L168 86H170L171 85V87H170V91L173 89V91L175 92V91H177V90H174L175 88L177 89V88H179L178 86H180L179 84L181 83V86L184 84V83H182V82H180L179 80H176L177 78H175V80H170V81H165L166 79H168L169 78V76L168 77H166V79H165ZM171 76V75H170ZM128 78V79H129ZM174 79V78H173ZM185 79V78H184ZM160 80V81H161ZM187 80V79H186ZM140 82H141V80H139ZM144 81H146V80H144ZM159 81V82H160ZM163 81H162V84H163ZM180 83H179V82ZM179 83V84H178ZM187 83V82H186ZM162 84H161V86H162ZM164 85V84H163ZM164 85V86H165ZM166 85V86H167ZM192 85V84H191ZM158 86V85H157ZM180 86V87H181ZM197 86V87H198ZM184 87V86H183ZM187 87V86H186ZM182 88V87H181ZM193 88V87H192ZM151 90V89H150ZM157 90H159V91H162V90H160L158 87H157ZM179 90H180V88H179ZM163 91H165V90H163ZM166 91H168L169 93H172V91L170 92L169 91V89H167ZM187 91V90H186ZM178 92V91H177ZM188 92V91H187ZM193 92V91H192ZM191 92V93H192ZM151 93H153V92H151ZM157 93V92H156ZM194 93V92H193ZM158 94V93H157ZM182 94V93H181ZM189 94V93H188ZM200 94V93H199ZM158 95H160V94H158ZM158 95H156V96H158ZM11 96V95H10ZM152 96H153V94H152ZM176 96V95H175ZM192 96V95H191ZM164 98V97H163ZM175 98V97H174ZM181 98V97H180ZM173 99V98H172ZM162 101H163V99H161ZM213 100H212V102H213ZM181 101V100H180ZM196 101V100H195ZM229 101H231V105L232 104H234V105H232L233 107H234V109L232 108V106H231V108L233 109V111L232 110H229L228 111V108L230 109V105L229 106H227L226 105V103H228ZM164 102V101H163ZM190 101H188V99L182 104V106H180L181 108H180V110H179V113H178V115H177V117H176V119L178 118L179 120H180V122L178 123V124H176L175 126H173V129H169V130H164V129H162L161 127H158V126H156V125H154V127L152 128L151 127V129H149V130H147V129H145V128H142V126L140 127H136V126H126V122H127V118H125V122L124 123H121L119 126H118V135L117 136H119L120 137V141H118L117 142V144H118V147H120V149L122 150V151H124V153L126 154V155H124L123 157H124V160L123 159H121V157L119 158V159H117L116 158V160H114L112 157H110V159L112 158V164H110V163H108V162H106V161H103V157H102V160L101 159H99L98 158V156H97V153H96V151L97 150H95V149H92V148H90V146H88V145H85V144H83V145H85V146H87V147H81V148H76L75 149V152H77V154H74V155H79V154H82V155H84V157H83V159L81 160V162L80 163H83L84 162V164L86 163V166H88L87 168H83L84 166H82V164H79V162H77L76 164L74 163V165H76V166H80V168L81 169H84V172H83V174H82V172L78 169V170H76L78 173H79V175H81V176H79V175H77L78 173L76 172V171H74V172H72V174L74 173H77V174H75V176L77 175L79 178L80 177H83V179L82 178H80V179H82V181L84 180H86V178L87 179H89L90 178V180H92L93 178H95V177H97V175H98V177L97 178H95L94 180H98L97 181V183L99 182V181H101L102 179H101V176L102 175H104V171L107 173V178H106V175H105V179L103 180L104 181V184H109L110 185V183L112 184V188H109L110 186H105V189L106 190H109V192H111L110 194H117V193H119V194H121V188H120V186L121 185H118V183H119V181H122L123 182V180L124 179H126L127 177H129V175H131V180H130V177H129V180H128V178H127V181H128V186H130L131 184H132V182H133V184H135V188L134 189H137V187H139V184H142L143 182L144 183H146V185L145 184H143L144 186H146L147 187V183L149 182V180H150V175L151 174H149V166L147 165V164H149L150 165V169L152 170L151 172H153L154 170H155V168H152V167H154V162H153V159L151 158V160H148V159H145L146 157H148V154L146 155V153H145V149L144 148H146V150L149 148V149H154V145H156L157 147H159V150H161V149H164V148H167L168 146H170V147H168L167 148V150L170 148V152H172V150H171V148H175V146L174 145H176V147L177 148H179V150H177L176 152H178L179 153V151H181V149L183 150V148H186L187 147V151L189 152V154H183V156L185 157V159L187 160V162L189 161V159H190V161L188 162L189 163V167L188 168H190L191 169V167L193 166V167H195L196 169H195V172L193 173V175L190 177V181H191V179L194 181H192L191 183H189V182H187L186 183V181H184V184L183 185H178V184H176V180L177 179H181V177H183L182 179H186L187 178V176H185V174H184V176H182L183 175V167L185 166H187V165H185L186 164V160L184 159V157L181 155V154H179V156H180V158L182 159H184L185 161H183V160H181L180 158L178 159V153L175 155L174 153V156H175V158L177 157V159L178 160H180L179 161V163L180 164H178V160H176L175 158H174V156H173V154L171 155V156H173V160L175 161V162H177V163H175L177 166H178V169H179V171L180 170H182V172L180 171V173L182 174L181 175V177L179 176V178L176 176V174H177V171H178V169H176V172L174 171V169H172L173 170V173H175V174H173V173H171V171H170V169L168 170L169 171V173L171 174V175H169V173H168V175L169 176H176L175 178H173V180H172V183H170L171 181H169L167 184H168V186L170 185V188H168V190H170V191H168V190H164V192H162V194L161 193H159L158 192V195L159 194H161V195H159V196H161V197H159V196H157V195H155V194H153L152 192H151V194H153L152 195V197L155 195V199H157V201H160V202H165L166 204L167 203H170V201H168L167 199H171L170 197V193H171V191L172 190H178L177 192H179L180 190H182V191H185V189H186V186H187V189H186V191L184 192V193H186L187 192V194H186V196H188V198L190 199V197L191 196H197L195 199H197L198 197H199V195H200V197L198 198V200H200V198H201V200L203 199V197H201V195H204V197H205V195H209V194H218L219 195V193L223 190V188H225V185L229 182V183H231V181L232 180H234V182H232L233 184H231V186L228 184V187L231 189V188H233V189H231V190H229V188H228V191H232L231 192V194L227 191V197H228V195H229V200L228 199H225L226 201H228V202H230V201H232V200H230V198H231V196L230 195H233L234 197L232 198L233 200H235V201H238L239 200V198L240 197H238V196H244L243 195V193L245 192V190H247V189H245L246 187H245V185H247V184H245V182L246 181H248L247 179H245V182L244 181H242L241 183H243L244 182V184H239L238 182H239V180H238V182H236L235 181V178H237V176L239 175V174H235L236 172L238 173V171L239 170H241V171H243V172H241L240 171V173H243L242 174V176L243 177H245L246 175H244L245 173L247 174L248 172H246L247 170H245V169H247L248 168V166H246L249 162H247V164H246V161H247V158H246V156L245 155H247V154H244L243 152H246V151H243V152H241L242 150L239 148L240 147V145H238L237 147L239 148H237L236 146H232V147H230L231 146V144H232V142H231V144H228L229 145V147L230 148H228L227 146V144H224V145H227L226 147L228 148H226L224 151H222V152H219L218 150V152L216 151V152H210V153H208V154H206V153H204V155H203V153H200L201 152V150L199 149L200 147L203 149V147H205L206 146V144H209V145H211V144H214V142H216V140H218L217 138H221L222 140H226V138H225V136L229 133V131L228 130H230V129H232V128H230V129H227V131H228V133H227V131H226V129H225V126H223V125H225V124H227V123H229L230 121L228 120L225 124H223L222 125V121H224V118H223V120H222V118L220 117V118H218L219 119V121H220V119H221V121L219 122L212 114H210V113H206V111H204V109L206 110V108H205V106L203 107H200L199 105L198 106H196L195 104H194V106H192V105H190V103H192V101L189 103ZM199 102V101H198ZM211 102V101H210ZM166 103V102H165ZM177 103V102H176ZM201 103V102H200ZM167 104V103H166ZM199 104V103H198ZM229 104V103H228ZM211 105V104H210ZM226 105V106H225ZM163 106V105H162ZM169 106H171V105H169ZM178 106V105H177ZM263 107L262 108H264V105H262ZM226 107H227V109H226ZM169 108V107H168ZM203 108V109H202ZM175 109V108H174ZM210 110V109H209ZM208 110V111H209ZM214 110V109H213ZM215 111V110H214ZM232 111V112H231ZM259 111H261V110H259ZM263 111V110H262ZM172 112V111H171ZM264 112V111H263ZM217 113V112H216ZM170 114V113H169ZM217 114H219V113H217ZM216 114V115H217ZM172 115V114H171ZM215 115V116H216ZM220 114L217 116V117H219V116H221ZM167 116V115H166ZM172 117H174V114H173V116ZM158 118V117H157ZM167 119V118H166ZM226 119V120H227ZM225 120V121H226ZM239 120H241V119H239ZM238 120V121H239ZM168 121V120H167ZM224 121V122H225ZM232 121V120H231ZM233 121H234V119H233ZM237 121V122H238ZM150 122V121H149ZM172 122V121H171ZM240 122V121H239ZM170 123V122H169ZM107 124H108V122H107ZM171 124V123H170ZM230 124V123H229ZM229 124H227V125H229ZM235 124V123H234ZM236 124H239V123H236ZM235 124V125H236ZM240 124V125H241ZM239 125V126H240ZM152 126V125H151ZM233 126V125H232ZM230 127V126H229ZM228 126H227V128H229ZM236 128H237V130L239 129L238 128V126L236 125L235 126ZM235 127H233V128H235ZM102 128V127H101ZM100 128V129H101ZM109 128V127H108ZM236 128H235V130H236ZM107 128H105V130H106ZM110 129V128H109ZM108 129V130H109ZM111 129H112V127H111ZM91 131V130H90ZM93 131H95V128H94V130ZM110 131H112V133L113 132H116V131H113V129L112 130H110ZM83 132V131H82ZM86 132V131H85ZM111 133V134H112ZM233 133V132H232ZM237 133V132H236ZM239 133V132H238ZM92 134V133H91ZM94 134V133H93ZM92 134V135H93ZM191 134H195V136L197 135V134H200V135H202V136H205L206 137V139L205 140H199V141H197V138H196V140H193L192 138H188L189 140H191L190 142L188 141V139H187V142H186V140H185V136L187 137L188 135L189 136H191ZM234 134V133H233ZM242 134V133H241ZM241 134H239V135H241ZM89 134H87V137H89L88 136ZM91 135V136H92ZM97 135V134H96ZM107 136H108V133L106 134ZM208 135V136H207ZM235 135V134H234ZM238 134H236V136H237ZM90 136V137H91ZM94 136H95V134H94ZM100 137H102L101 135H99ZM83 137H85V136H83ZM93 137V136H92ZM235 137V136H234ZM76 138V137H75ZM86 138V137H85ZM112 138V137H111ZM236 138V137H235ZM237 138H238V136H237ZM97 139V138H96ZM99 139V138H98ZM104 139H107V137H105ZM62 140V139H61ZM67 140H71V138L70 139H67ZM81 140V139H80ZM220 140V139H219ZM222 140H220L221 142V144H222ZM230 140H231V138H230ZM57 141V140H56ZM83 141V140H82ZM89 141V140H88ZM99 141V140H98ZM104 141H106V140H104ZM110 141V140H109ZM114 141H116V140H114ZM226 141H229V140H226ZM236 141V140H235ZM234 141V142H235ZM59 142H61V143H63V146H64V140H62V141H60L59 140ZM59 142H57L58 144H59ZM84 142V141H83ZM188 142H189V144H188ZM239 142H241V141H239ZM243 142V143H244ZM56 143V146H58V148L61 150L62 148H61V146H60V144L58 145ZM89 142H87L86 144H88ZM99 143V142H98ZM107 143V142H106ZM242 143V142H241ZM67 145L69 144V143H66ZM66 144H65V146H66ZM77 144V143H76ZM79 144V143H78ZM101 145H100V148L99 149H101V146H102V144L103 143H100ZM111 144V143H110ZM112 144L113 145H117V144H114L113 142H112ZM163 146H162V145ZM234 144V143H233ZM232 144V145H233ZM62 145V144H61ZM108 145V144H107ZM174 146V147H172V146ZM184 145H185V147H184ZM188 145V146H187ZM203 145V146H202ZM236 145V144H235ZM62 146V147H63ZM69 146V145H68ZM77 146V145H76ZM98 146V145H97ZM105 148H106V146L105 145H103ZM162 146V147H161ZM208 146V145H207ZM243 147L245 146V145H242ZM70 148H72L71 146H69ZM73 147H75V146H73ZM89 147V148H88ZM104 147H102L103 149H104ZM111 147H113V146H111ZM117 147V148H118ZM161 147V148H160ZM117 148L116 149H113L114 151H118L117 150ZM216 148V147H215ZM74 149V148H73ZM98 149V150H99ZM103 149H102V151H103ZM119 149V150H120ZM143 149V152L141 151ZM108 150H110V149H108ZM158 151V149H154V150H152V152H151V150H150V152H147V153H149V155L151 156L152 154H154V152L155 151ZM166 150V149H165ZM167 150H166V152H167ZM185 150V149H184ZM184 150L183 151H181L180 153H186V151L184 152ZM205 150V149H204ZM223 150V149H222ZM64 151V150H63ZM73 151V150H72ZM79 151H81L82 153H80ZM107 151V150H106ZM111 151V150H110ZM169 151V150H168ZM210 151V150H209ZM221 151V150H220ZM247 151V152H248ZM66 152V151H65ZM69 152H71V151H69ZM98 152V151H97ZM101 152V151H100ZM113 152V151H112ZM159 152V151H158ZM158 152H155V155H152L151 157H154V156H158L156 153H158ZM164 153V150L162 151L161 150V153ZM170 152H169V154H170ZM187 152V153H188ZM79 153V154H78ZM110 153V152H109ZM114 153V152H113ZM145 153V154H144ZM152 153V154H151ZM111 154V153H110ZM203 156H202V155ZM206 154V155H205ZM67 155H68V153H67ZM113 155V154H112ZM120 155V154H119ZM144 155L146 156V157H144ZM163 155H165V153L163 154ZM167 155V154H166ZM187 155H188V157H187ZM252 155H250V156H252ZM66 156V155H65ZM71 156H73V155H71ZM122 156V155H121ZM191 156V158H189ZM76 157V156H75ZM69 158V157H68ZM104 158H107V155H106V157H104ZM161 158V157H160ZM166 158H168V157H166ZM188 158V159H187ZM67 159V156H66V158H65V160ZM70 159H72V158H69V160ZM80 159V158H79ZM157 159V158H156ZM171 159V158H170ZM84 160V161H83ZM121 160H122V162H121ZM172 160V159H171ZM171 160H170V163H168V164H170V165H173L172 163H171ZM21 161V160H20ZM20 161H18V162H20ZM31 161H33V160H31ZM114 161H119L118 163H116V162H114ZM158 161H160V160H158ZM162 161V160H161ZM163 161H165V158L163 159ZM166 161H167V159H166ZM181 161H182V164H183V167L181 166L182 164H181ZM14 162V161H13ZM70 162V161H69ZM121 162V163H120ZM125 162H126V164L127 165H131V166H133L134 164L138 167V164H142L141 166H142V168L144 167V163H147L146 164V168H144V169H146V170H144V169H142V168H138V169H136V166H135V168L133 169V170H135V172H131L130 170V172L128 171V169L126 168V164H125ZM129 162V163H128ZM191 162V163H190ZM7 163V162H6ZM5 163V164H6ZM67 163V162H66ZM122 163H124V165H125V168L123 169V168H114L113 166H118L117 164H119V165H121ZM165 162H163V163H161V162H158V164H155V165H157V166H159V168L160 169H157L156 171H157V174L158 173H160V174H156L157 175V177L158 178H161L160 177V175L162 176V178L161 179H163L164 177H169L166 173H167V168L165 169V166H166V164H164ZM185 163V164H184ZM187 163V164H188ZM253 163V162H252ZM72 164V163H71ZM114 164H116V165H114ZM144 164V165H143ZM159 164H161V165H159ZM167 164V165H168ZM250 164V163H249ZM248 164V165H249ZM74 165H73V167H74ZM111 165V166H110ZM113 165V166H112ZM123 165V164H122ZM123 165V166H124ZM176 165H174V166H172L171 168H176ZM66 166V165H65ZM82 166V167H81ZM85 166V167H86ZM108 166H110V168H111V172H109L107 169V167ZM140 166V165H139ZM148 166V167H147ZM181 166V167H180ZM251 166V165H250ZM249 166V167H250ZM254 166V165H253ZM252 166V167H253ZM257 166V165H256ZM259 166V165H258ZM262 166H263V164H262ZM25 167V166H24ZM24 167H23V169H24ZM44 167V166H43ZM67 167V166H66ZM72 167V165H70V170H72L73 171V167ZM167 167V166H166ZM170 167V166H169ZM246 167V168H245ZM264 167V166H263ZM26 168V167H25ZM39 168V167H38ZM65 168V167H64ZM112 168H114V170L112 169ZM148 168V169H147ZM183 168V169H182ZM255 169L257 168V167H254ZM43 169V168H42ZM67 169V168H66ZM119 171H118V170ZM129 169H130V167H129ZM162 169V170H161ZM190 169H187L188 171L190 170ZM193 169V168H192ZM249 169V168H248ZM263 170H264V168H262ZM20 170V169H19ZM44 170V169H43ZM68 170V169H67ZM87 170H89V171H92V172H88L89 173V178L86 176H83V175H85V173H86V171ZM123 170H124V172H123ZM126 170V171H125ZM159 170V171H158ZM161 170V171H160ZM245 170V171H244ZM252 170V169H251ZM250 170V171H251ZM254 170V169H253ZM259 170H261V169H259ZM61 171V170H60ZM127 171L130 173V174H128L127 173ZM138 171V173H136ZM144 171H145V174L146 175H143L144 174ZM162 171L163 172H165L166 171V173H162ZM179 171H178V174H179ZM186 171V170H185ZM184 171V172H185ZM194 171V169L191 171V172H193ZM249 171V170H248ZM55 172H57V171H55ZM66 172V171H65ZM71 172V171H70ZM114 172V176L113 175H111L112 173ZM119 172H120V174H119ZM143 172V173H142ZM146 172H148V173H146ZM264 172V171H263ZM263 172H261V173H263ZM58 173V172H57ZM91 173V174H90ZM105 173V174H106ZM121 173H122V175H121ZM137 174V176H135L136 174ZM185 173H190V171L189 172H185ZM251 173V172H250ZM259 173V172H258ZM257 173V174H258ZM12 174V173H11ZM17 174V173H16ZM39 174L40 173H38V177H39ZM55 174V173H54ZM93 174V175H92ZM94 174H96V176L94 177ZM108 174H110V176L108 175ZM116 174H118L117 176H116ZM124 174H127V175H124ZM133 174V175H132ZM135 174V175H134ZM153 174V173H152ZM173 174V175H172ZM177 174V175H178ZM186 174V175H187ZM190 174H192V173H190ZM249 174V173H248ZM248 174H247V176L246 177H248ZM253 174H255V173H253ZM44 175V174H43ZM65 175V174H64ZM63 175V176H64ZM88 175V174H87ZM99 175H100V177H99ZM122 176V178L120 177V180L118 179V180H116V178L117 177H119V176ZM167 175V176H166ZM237 175V176H236ZM241 175V174H240ZM239 175V176H240ZM263 175H264V173H263ZM262 175V176H263ZM55 177H58L59 178V176L58 175H54ZM68 175H66V176H64L63 178H62V181L61 180H59L58 182H60V183H58L57 182V179H55L56 180V182L54 183V184H56V185H60V184H62V186H61V189H62V187H65V188H63L64 190H66V191H68L69 189H71V188H73L74 186L72 185L73 183H75V182H69V181H71L68 177H70L71 175H69L68 177H67ZM74 176V177H75ZM91 176V177H90ZM114 178H113V177ZM236 176V177H235ZM238 176V178H240ZM241 176V177H242ZM255 175H253L252 176V178L254 177ZM261 176V177H262ZM93 177V178H92ZM125 177V178H124ZM136 177H138V178H136ZM152 177V176H151ZM188 177H189V174H188ZM235 177V178H234ZM259 177V176H258ZM71 178H73V175L71 176ZM98 178H100V179H98ZM113 179V180H110V179ZM135 178V179H134ZM3 179V178H2ZM2 179H0V180H2ZM7 179V178H6ZM48 179V178H47ZM51 179V178H50ZM106 179H108V180H106ZM132 179H134V180H132ZM137 179V180H136ZM156 178H152V180H155ZM165 179V178H164ZM180 179H179V181H180ZM184 179V180H185ZM241 179V178H240ZM244 179V178H243ZM242 179V180H243ZM49 180V179H48ZM78 179H77V177H76V182L79 184H76L78 187H80L81 188V183H82V185H84L83 184V182L82 181H77ZM93 180V181H94ZM114 180H116V181H114ZM135 180L137 181V183L138 184H136L135 183ZM157 180V179H156ZM156 180L155 181H153L152 183H154V182H156ZM187 181H188V179H186ZM237 180V179H236ZM254 180V179H253ZM10 182H7V184L6 185H8V183L10 184H14L15 182H12L11 180H9ZM44 181V180H43ZM74 181H75V179H74ZM92 181V182H93ZM105 181H106V183H105ZM107 181H110V182H107ZM141 181V182H140ZM162 181V180H161ZM167 181V180H166ZM181 181H183V180H181ZM255 181H256V179H255ZM254 181V182H255ZM3 182H4V180H3ZM28 182V181H27ZM61 182H68V183H61ZM81 182V183H80ZM86 182V181H85ZM114 182V183H113ZM122 182H121V184H122ZM131 182V183H130ZM235 182H236V184H239V185H241V187H240V189L242 188V185L244 186V189L242 190L241 189V191H244V192H241L240 191V189H239V187L238 188H234V187H237V186H235ZM257 182V181H256ZM32 183V182H31ZM95 183V182H94ZM150 184H151V182H149ZM179 183V182H178ZM250 186H252V184H250L251 183V181H250V183L249 182H247ZM259 183V182H258ZM258 183L256 184V185H258ZM16 184V183H15ZM25 184V183H24ZM34 184V183H33ZM38 184V183H37ZM40 184V183H39ZM41 184H43V183H41ZM68 184H70L69 185V189H68V187L66 188V186H68ZM92 184V183H91ZM113 184H116V185H118V187L117 186H114ZM120 184V183H119ZM149 184V185H150ZM165 184V183H164ZM173 184H174V186H173ZM187 184V185H186ZM18 185V184H17ZM28 185V184H27ZM58 185V186H59ZM94 185H96V184H94ZM98 185V184H97ZM123 185H125V187L123 186ZM127 185V183L125 184V182L122 184V189L124 190V188H125V191H127L126 190V188H128V186H126ZM131 185V186H132ZM138 185V186H137ZM157 185V184H156ZM176 185H178V186H176ZM248 185V186H249ZM20 186V185H19ZM29 186H32V185H29ZM35 186H36V184H35ZM46 186V185H45ZM44 186V187H45ZM55 186V185H54ZM132 186V187H133ZM144 186H142V185H140V187H139V189H140V191H138L139 189H137V192H133L134 191V189L133 188H131V187H129L128 189H130L131 188V190L130 191H132V192H127L130 196V198H131V194H133L132 195V197H139L140 195V193L141 192H143V191H141V189H142V187L144 188ZM176 186V188L178 187V188H180V190L177 188V189H174L173 187H175ZM227 186V185H226ZM247 186V187H248ZM261 186V185H260ZM259 186V187H260ZM263 186V187H262ZM262 188L260 187V188H257L256 187V189H258V190H256V189H254V190H256V191H254L255 192V194H257V195H260L261 196V198L264 200V191H260V189H262V190H264L263 188H264V185L262 184ZM9 187V186H8ZM25 187V186H24ZM27 187V186H26ZM33 187H34V185H33ZM42 187V186H41ZM48 189H50L49 188V186H46ZM45 187V188H46ZM114 187H117L118 189H114ZM124 187V188H123ZM182 187H185V188H183L182 189ZM253 188H254V186H252ZM10 188V187H9ZM9 188H5L4 189V192H2L1 190H0V201L2 200V198H3V200L2 201H4L5 202V200H4V195L6 196V201H7V199L9 200V198H10V202L8 201V203H10V205L13 203V201H12V199L14 198V202H16V200L15 199H17L19 196H21V198L22 199H24V198H27V197H32L33 198V200H35V202L37 201L36 199H34V197H33V195L34 196H36L37 197V199H39L38 197H39V194H42V192H43V190H42V192H40L39 194H37L38 193V190H37V192H35V191H32L33 192V195H32V193H31V195H29L28 196V194L27 195H25V194H23V193H21L19 190H16L15 191V193H14V190H13V193H14V196L12 195V197H9L8 195H7V193L8 194H12V190H11V192H10V190H8ZM17 187H15V189H16ZM38 188V187H37ZM44 188V189H45ZM46 188V189H47ZM74 188H76V187H74ZM73 188V189H74ZM120 188V189H119ZM150 188V187H149ZM22 189H24L23 187H21V190ZM31 189V188H30ZM34 189H36V188H33V190ZM47 189V190H48ZM62 189V191H64ZM85 188H83L82 190H84ZM151 189V188H150ZM172 189V190H171ZM222 189V190H221ZM241 192H239L238 190ZM2 190H3V188H2ZM25 190V189H24ZM51 190V189H50ZM50 190H48L49 191V194H50ZM56 190H57V188H56ZM56 190H55V192H56ZM75 191L76 190H78V191H80L79 189H74ZM111 190V191H110ZM116 190H120L119 192H116ZM146 190V189H145ZM188 190V191H187ZM217 190H219V193H218V191ZM221 190V191H220ZM235 190V191H234ZM9 191V192H8ZM18 191H19V193H18ZM77 191V192H78ZM129 191V190H128ZM182 191H180V192H182ZM257 191H260V192H257ZM5 192H7L6 194H5ZM34 192H35V194H34ZM52 192V191H51ZM57 192H60L59 191V189H58V191ZM76 192V193H77ZM92 192V191H91ZM101 192V191H100ZM140 192V193H139ZM148 192V191H147ZM170 192V193H169ZM174 191H172V193H173ZM223 192V191H222ZM16 193H18V194H16ZM27 193V192H26ZM54 192H52L51 193V199H52V197H53V199L52 200H54V198H56V197H54V196H52V194H53ZM82 193V192H81ZM80 193V194H81ZM95 193V192H94ZM126 193V192H125ZM175 193V192H174ZM225 193V192H224ZM229 193V194H228ZM4 194V195H3ZM16 194V195H15ZM38 196H37V195ZM49 194H47L46 196H48ZM60 194H61V192H60ZM67 194V196L66 197H68V196H70L71 197V195H72V197H74V199H75V197H79V201L81 200V201H86V200H89V197H88V194H85L84 192L80 195V196H78V195H73L74 193H70L69 191H68V193H66ZM66 194H64V195H66ZM68 194H70V195H68ZM105 194L108 196V194L105 192ZM124 194V193H123ZM215 194V196H217V197H220L221 195H216ZM220 194H222V193H220ZM19 195V196H18ZM54 195V194H53ZM63 195V196H64ZM83 195H85V197L86 198H84V200H83ZM94 195V194H93ZM118 195V194H117ZM117 195H114V197H117L116 199H113L112 198V200L109 198V202H107L108 203V208L110 209V207H109V205L113 202L114 203V201H116L118 198H121L119 195L117 196ZM125 195V197L127 196L126 194H124ZM137 195V196H136ZM172 195V194H171ZM176 195H177V193H176ZM184 195V194H183ZM211 195V196H212ZM223 195V194H222ZM3 196V197H2ZM17 196V197H16ZM25 196H27V197H25ZM56 196V195H55ZM81 196H83L82 198H81ZM98 196V195H97ZM149 196V195H148ZM179 196V195H178ZM215 196H212V197H215ZM224 196V195H223ZM225 196V197H226ZM8 197V198H7ZM70 197H68L69 199H70ZM124 197V198H125ZM128 197V196H127ZM126 197V198H127ZM135 197L131 200V203H129L130 205H133L134 203H138V202H136L135 200L137 199H135ZM150 197V196H149ZM207 197V196H206ZM12 198V199H11ZM32 198L29 200H26L27 202H26V204L27 205H25V202H24V207L26 208V206H28V203L30 204V201L32 200ZM42 198V197H41ZM94 198V197H93ZM122 198H123V196H122ZM121 198V199H122ZM123 198V199H124ZM158 198H161L162 200H159ZM178 198V197H177ZM180 198V197H179ZM184 199H186L187 200V198H185V196L183 197ZM207 198H210L211 199V197H207ZM221 199H222V197H220ZM219 198V199H220ZM46 199H48V198H46ZM46 200V201H48V202H45V204L46 205H48L47 207L48 208H50L51 206H52V200ZM97 199V198H96ZM100 199V198H99ZM128 199V198H127ZM166 201H165V200ZM173 199V198H172ZM194 199V200H195ZM238 199V200H237ZM21 200V199H20ZM24 200V201H25ZM40 200V199H39ZM38 200V201H39ZM73 200V199H72ZM95 200V199H94ZM114 200V201H113ZM164 200V201H163ZM185 200V201H186ZM197 200V201H198ZM1 201V202H2ZM62 201V200H61ZM60 201V202H61ZM67 201H68V199H67ZM93 201V200H92ZM112 201V202H111ZM118 201L120 202V200H117V206L116 205H114V206H116V208H114L113 206H112V204L110 205V206H112L111 207V209L110 210H112V209H116L117 210V207L120 209L119 211H121V215H120V212L117 210V211H113V212H116V214H118V215H120L121 217H116V214H113V213H111L110 211H106V212H108V213H106V212H104V213H106V215H109L108 217L105 215V214H103L102 212H100L99 213V215L98 216H100V217H97V215H96V213L93 211V208L92 209H90L91 210V212L93 211L94 213H95V216H96V219H98V218H100V219H98V220H100V223L102 222V216L105 218V216L108 218V219H110L111 217L113 218V216L114 217H116V219H112L113 221H114V224H116V225H114V224H112V222H111V220H106V218H105V221H107V224L109 225L110 224V222H111V224L112 225H114V226H116V227H114V226H112L111 224V226L113 227V229H114V231H116L118 228H117V223L119 222V220L120 219H122V217H123V219L122 220H125L126 218H125V216L124 215H127V213L129 212V215H131L130 214V212L132 213V212H134V210L136 209V207H134L135 209H133V211L131 210H129V207H131L128 203H127V205H129L128 207H127V205H126V209H123L121 206L123 205L122 203H118ZM123 201V200H122ZM121 201V202H122ZM134 203H133V202ZM154 201H156V200H154ZM168 201V202H167ZM183 201V200H182ZM185 201H184V203H185ZM188 201V200H187ZM196 201V200H195ZM196 201V202H197ZM203 201V200H202ZM234 201V202H235ZM2 202L4 205H5V203H6V205H7V202ZM32 202V201H31ZM40 202V201H39ZM55 202H56V200H55ZM57 202H58V200H57ZM57 202H56V204H57ZM60 202H58V205L60 204ZM71 202V201H70ZM75 204H77V202L76 201H73ZM90 202V200L88 201V203ZM95 202H96V200H95ZM97 202H98V199H97ZM111 202V203H110ZM172 202V201H171ZM179 202V201H178ZM233 202V201H232ZM33 203V202H32ZM31 203V204H32ZM40 203H42V202H40ZM52 203V204H51ZM63 203V205H65L64 204V202H62ZM61 203V204H62ZM67 203V202H66ZM88 203H85V204H87L88 205ZM93 203V202H92ZM99 203V202H98ZM151 203H153L152 205H151ZM149 205L151 206H140L141 208H145V209H147V211H145V209H143V210H141V212H140V214L142 215V213H143V217L144 216H146V217H148V216H150V217H153L154 218V221L156 222V220H159L162 216H161V214H164V212H167L166 211V207H164L163 206V208L164 209H162V207H160L162 210H160V208L158 207V202H156V203H154V202H151ZM172 203H174V202H172ZM172 203H170V204H172ZM176 203V202H175ZM174 203V204H175ZM181 204L183 203V202H180ZM17 204V202L16 203H14V205L15 206H17L16 205ZM21 204V203H20ZM56 204L54 203L53 204V210L55 211L57 208L59 209V207H58V205H57V208H56ZM72 203H69V205H71ZM73 205V207L75 206V210L76 209H78V208H76V206L77 207H79L78 205H80V204H82L81 205V211L79 212L78 210H74V211H72L73 209H71V211L73 212V213H75V212H79V213H75V215L77 214H79V216L78 217H76L75 215V218H79V217H83L84 215H86V214H88L89 212H90V210H87V207L86 206H84V207H82L83 206V203L81 202L80 204H78V205ZM89 204H91V203H89ZM96 204V203H95ZM114 204H116V203H114ZM120 204H122V205H120ZM125 204H126V202H125ZM169 204V205H170ZM181 204H179V205H181ZM200 204H202V203H200ZM9 205V204H8ZM7 205V206H8ZM9 205V206H10ZM13 205V204H12ZM63 205H61V206H63ZM137 205V204H136ZM135 204L133 205V206H136ZM178 205V206H179ZM196 205H197V203H196ZM221 205H223V204H221ZM8 206V207H9ZM21 205H18V208H21L20 207ZM29 206H31V205H29ZM38 206V205H37ZM43 206H45L44 204H43ZM54 206H55V209H54ZM60 206V205H59ZM89 206H92L93 207V204H91V205H89ZM124 206V205H123ZM132 206V207H133ZM32 207V206H31ZM64 207V209H63V211H65L66 210V207L65 206H63ZM72 207V206H71ZM85 207H86V209H85ZM121 207V208H120ZM140 207L139 208H137L138 210H136L135 212L136 213H134V215H138L139 213V211H140ZM149 209H148V208ZM159 208V210H158V208H157V210L159 211H157V213H159V215L161 216H157L156 217V211H155V213L153 214V213H150V212H153L151 209H153V208ZM180 207V206H179ZM10 208V207H9ZM28 208V207H27ZM35 208V207H34ZM33 208V210H35ZM45 208V207H44ZM51 208V209H52ZM128 208V209H127ZM155 208V209H156ZM183 208H185V209H182L183 210V212L185 213V211H186V209H187V204L185 203V207H183ZM11 209H13V206H11ZM16 209V210H15ZM22 209V208H21ZM37 209H39V208H37ZM84 209H85V211L87 210L88 212L87 213H84V212H82V211H84ZM121 209H123V210H127L128 212L127 213H125V214H123V216H122V211L123 210H121ZM155 209H153V210H155ZM14 210L15 211H17L18 209L17 208H14ZM28 210H30V208L28 209ZM49 210L50 209H48L47 211L49 212ZM53 210L51 211L50 210V212H53ZM60 210V209H59ZM150 212H149V211ZM180 210V209H179ZM19 211V210H18ZM18 211H17V213H13V215H16L17 216V214H18ZM31 211H32V209H31ZM36 211V210H35ZM34 211V213H32V214H35V215H37V213H40V214H46V215H49V214H47L48 212H45L46 210L44 209V212L43 211H38V212H35ZM61 211V210H60ZM20 212V211H19ZM23 212V211H22ZM27 212H29V211H27ZM41 212H43V213H41ZM57 212V211H56ZM62 212V211H61ZM65 212H67L66 214H70V213H68V212H70L68 209H67V211H65ZM65 212H63V213H65ZM71 212V213H72ZM92 212V213H93ZM99 212V211H98ZM118 212V213H117ZM125 212V211H124ZM147 214H146V213ZM163 212V213H162ZM181 212V211H180ZM58 213V212H57ZM81 213H83V215H81ZM92 213H89V215H87V216H85V217H83L84 219H78V220H83L84 222H85V225L87 224V225H89L88 224V221H91L92 222V220H94V219H91V220H87V219H89V217L90 216H94V215H91ZM93 213V214H94ZM138 213V214H137ZM149 213V214H148ZM6 214H9V213H6ZM11 214V213H10ZM28 214H30V213H28ZM98 214V213H97ZM139 214V215H140ZM145 214V215H144ZM166 214V213H165ZM164 214V215H165ZM180 214H183L182 212L180 213ZM0 215H2L3 217H6L7 215H3V214H1L0 213ZM34 215V216H35ZM57 215H63L64 216V218H66L65 216V214H55L54 213V216H57ZM81 215V216H80ZM153 215V216H152ZM2 216H0V226L1 227H4L6 230H8V232L6 233V230H4V228H3V233L0 235L1 237H2V239L4 240V243L6 242V244H3L1 241V243H0V246L3 244V245H7V242H11V240H10V228H11V226H12V228H13V230L15 229V231H17V233L15 234V232L14 231H11V234H15L16 236L17 235H21V233L19 234L18 233V230L15 228V226H14V224L12 225V224H9V222H7L8 221V219H9V217L7 216V220L6 219H1L2 218ZM16 216H12V218H10L11 220L12 219H15L16 218ZM18 216H20L19 214H18ZM27 216H29V215H27ZM33 216V215H32ZM39 216V215H38ZM60 216H58V217H60ZM62 216V217H63ZM128 216V215H127ZM26 217V216H25ZM29 217H31V214H30V216ZM28 217V218H29ZM45 217H47V216H45ZM62 217H60V218H62ZM72 216H70V218L68 217L67 219H70V222H72L73 220V218H71ZM129 217V216H128ZM134 217H136V216H134ZM140 216H138V218H139ZM28 218H27V220H28ZM38 219H40L41 220V217H37ZM37 218L36 219H32L33 220V224H35V222H37ZM49 219H51L50 217H48ZM59 218V219H60ZM64 218L62 219V220H64ZM85 218H87V219H85ZM91 218V217H90ZM95 218V217H94ZM104 218H103V221H104ZM120 218V219H119ZM125 218V219H124ZM22 219V218H21ZM30 219V218H29ZM44 219H46V221H48L47 220V218H44ZM53 219V218H52ZM51 219V220H52ZM66 219V220H67ZM95 219V220H96ZM119 219V220H118ZM128 219V218H127ZM132 219V218H131ZM134 219V218H133ZM137 219V218H136ZM136 219H134V221L136 220ZM142 219V218H141ZM141 219H140V221H139V223L141 222V224H142V221H141ZM145 219V218H144ZM3 220H6V224L3 222ZM20 221V217H19V219L18 218H16V221L18 222V224H20L19 223V221ZM24 220H26L25 218L23 219V220H21V221H24ZM66 220H64V221H61L60 220V222H65ZM72 220V221H71ZM98 220H96V221H98ZM122 220L120 221L121 222V225H122ZM129 220H130V218H129ZM143 220V219H142ZM2 221V222H1ZM15 221V220H14ZM13 220L11 221V222H14ZM35 221V222H34ZM42 221V220H41ZM54 223L56 222V220L55 219H53L52 220ZM75 221L76 220H74L73 221V223H75ZM83 221H81V223L83 222ZM110 221V222H109ZM118 221V222H117ZM126 221V220H125ZM124 221V222H125ZM137 221H138V219L136 220V223H137ZM10 222V223H11ZM17 222H16V224H17ZM25 223H29V224H31V220H29V221H24ZM53 222H52V224H53ZM70 222H68V224L70 225ZM83 222V223H84ZM124 222H123V224H124ZM152 222H153V220H152ZM15 223V222H14ZM38 223V222H37ZM66 223V222H65ZM72 223V224H73ZM77 223H79V221L78 222H76L75 223V225L77 224ZM82 223V224H83ZM95 224H96V222H94ZM94 223L93 224H91L90 223V228L91 227H93L94 226ZM99 223V222H98ZM98 223L96 224V225H98ZM104 223V222H103ZM103 223H101L104 227L106 226L107 227V224H103ZM130 223H131V220H130ZM132 223H133V220H132ZM139 223H137V225L139 224ZM144 224H147L148 222H143ZM150 223V222H149ZM2 224V225H1ZM3 224H5V225H3ZM15 224V225H16ZM32 224V225H33ZM38 224H40V223H38ZM44 224V223H43ZM57 224V223H56ZM81 224V225H82ZM101 224H99L100 226H102ZM134 224V226L136 227L137 225L135 224V223H133ZM133 224H132V227H131V225H130V227H129V229L130 230H128V228L126 229V230H128V232L130 233V231H132L134 228H133ZM154 224V223H153ZM11 225V226H10ZM25 225V224H24ZM28 224H26V226H27ZM42 225V224H41ZM51 225V224H50ZM84 224L82 225L83 227V230H82V232L83 233H85V235H87V233H89L87 230H89L90 228H89V226H86L87 228H89V229H85L84 228V226H85ZM91 225H93V226H91ZM98 225V226H99ZM110 225H109V228H110ZM125 225V224H124ZM129 224H127V226H128ZM152 225V224H151ZM7 226V227H6ZM9 226V227H8ZM18 226H20V225H18ZM34 226V225H33ZM33 226H28L27 228H28V233H30L31 231H30V228L31 229H33ZM44 228L46 227V226H44V225H42ZM56 226V225H55ZM57 226H58V224H57ZM57 226H56V228H57ZM73 226V228L74 229H72L71 227L70 228H67V230H70V229H72V232H73V230H75V229H77V226L76 227H74V224L72 225ZM98 226H94L95 227V230H93V234H94V236H93V234H92V238L90 239V240H94V247L93 246H91L92 248H95V247H97L96 245H98V247H97V249L98 248H100L99 246L100 245H104V243H103V240L105 239V240H107V238L109 237V235L112 237V236H114V234H110V230H109V232H106V234H107V236L108 237H101V235L103 236L104 235V229L102 230V227H100L99 226V229L98 228H96V227H98ZM120 225L118 224V227H119ZM126 226V227H127ZM141 225L139 224V227H138V229H140L141 227H140ZM17 227V226H16ZM23 227V226H22ZM35 227H36V224H35ZM39 227V226H38ZM38 227H37V229H33L34 231L36 230V233H39L42 229H43V227H42V229H40V231H38ZM105 227V228H106ZM158 227V226H157ZM9 228V229H8ZM11 228V229H12ZM18 228H20V227H18ZM26 228V227H25ZM26 228V229H27ZM48 227H46L45 228V232H48L47 233V235H49L48 236V238L46 239V241L50 238V236H51V234H52V232H53V230H52V228H50V229H47ZM100 228H101V235L99 234L98 235V232H97V229H98V231L100 230ZM108 228V227H107ZM122 227L120 226L119 227V229H121ZM47 229V230H46ZM58 229H59V227H58ZM119 229L117 230V231H119ZM124 229H125V227H124ZM1 230L2 229H0V232H1ZM24 228H22L21 229V231H22V233L24 234V231H26L25 233H27V230H24ZM61 230V229H60ZM67 230L66 231H64V233L66 232L67 233ZM79 231H80V227H79V229H78ZM107 230V229H106ZM105 230V231H106ZM135 230V229H134ZM50 231V232H49ZM108 231V230H107ZM111 231L112 232H114L113 230H112V228H111ZM116 231V232H117ZM12 232H14V233H12ZM19 232H20V230H19ZM43 232H44V230H43ZM75 233L77 232L76 230L74 231ZM73 232V233H74ZM94 232H97V236H96V233H94ZM116 232H114V233H116ZM121 231H119V233H120ZM126 232V231H125ZM124 232V233H125ZM127 232V233H128ZM27 233V234H28ZM35 232H34V234H36ZM53 233H55V231L53 232ZM61 234H62V232H60ZM69 233V232H68ZM109 233V234H108ZM127 233H125L124 235H121L120 236V240H121V237L123 236H125ZM128 233V234H129ZM6 234H7V236H6ZM26 234V235H27ZM41 234H43L44 235V237H47L46 236V234H44V233H42L41 232ZM40 233L38 234V235H41ZM59 233H57V235H58ZM127 234V235H128ZM56 235V236H57ZM62 235H64V234H62ZM60 236V237H63V236ZM72 235V234H71ZM89 235H91V233H89ZM117 235L119 236L120 234H117L116 233V236H114V239H116L117 238ZM130 236H131V233L129 234ZM128 235V236H129ZM5 238H4V237ZM22 236V235H21ZM20 236V237H21ZM25 236V235H24ZM29 236L31 237V233L29 234ZM29 236L27 235V239L26 240H29L28 238H29ZM54 236V235H53ZM72 236H74V235H72ZM75 236H77L76 238L74 237V241H75V239H76V242H75V246H73V248H74V250H76V249H84V248H82L83 247V245H82V247H80L79 248V246H81L80 244H84L86 241L85 240H82L83 238H84V235H83V237H81V238H79V236L78 235H76L75 234ZM88 236V235H87ZM95 236L99 239H97V243H96V239H94L95 238ZM127 236V237H128ZM26 237V236H25ZM41 237H43V236H41ZM55 237V236H54ZM59 237V236H58ZM69 237V236H68ZM94 237V238H93ZM102 239V238H104L103 240H102V242H101V240H100V238ZM110 237V238H111ZM122 237V238H123ZM127 237H125V239L127 238ZM9 238V239H8ZM53 240H52V239ZM50 238V242H48V244H50L52 241L54 242H52V245L53 246H55L56 244L55 243H57L56 241H58L57 240V237H55V239H56V241L54 240V238L53 237H51ZM110 238H108V239H110ZM2 239H0V240H2ZM10 240V241H8V240ZM31 239V238H30ZM35 239H39V236H37V235H35ZM43 240L42 241H45L44 240V238H42ZM112 239H113V237H112ZM111 239V240H112ZM128 239H129V237H128ZM2 240V241H3ZM17 240H19L18 238H17ZM60 240V239H59ZM117 241H118V238L116 239ZM119 240V241H120ZM124 240V239H123ZM122 240V241H123ZM32 241V242H31ZM31 241H27L28 243H33L34 241H33V239L31 240ZM42 241H39L38 240V242H36L35 244H41L42 243ZM85 241V242H84ZM114 241V240H113ZM116 241V242H117ZM118 241V242H119ZM127 242V240H124V244ZM18 242V241H17ZM19 242H20V240H19ZM46 242V243H47ZM91 242V241H90ZM90 242H88L89 244V246H90ZM107 242H108V240H107ZM107 242H105L106 244H107ZM117 242V243H118ZM9 243H8V245H9ZM12 243V242H11ZM10 243V245H12ZM31 243H30V245H31ZM46 243H43V244H41L40 246L42 247V245H43V247H44V249L46 248H48L47 250L49 251L50 249V247H52L51 246V244L50 245H47ZM99 243H100V245H99ZM101 243H103V244H101ZM121 243V245L120 246H118L119 244ZM119 244H116V243H114V245H117L118 247H121V246H125V245H123V243L122 242H120ZM17 244V243H16ZM20 244V243H19ZM18 244V245H19ZM47 245V247H45L46 245ZM55 244V245H54ZM59 244H61V241L59 242ZM76 244H78L79 246H76ZM85 244H87V243H85ZM84 244V246H86V248H88V246L87 245H85ZM113 244V243H112ZM128 244V243H127ZM2 245V247H3V250H2V247H0V252L2 253V255H4V256H2L1 255V253H0V255H1V258L2 257H7V256H10V254L8 255H6L5 256V254H4V252L6 253V252H8V251H5L4 249V246ZM10 245H9V247H10ZM13 245H14V243H13ZM12 245V246H13ZM32 245H34V244H32ZM31 245V246H32ZM45 245V246H44ZM58 245V244H57ZM109 245H110V243H109ZM106 245L107 247H108V250L112 247V245ZM31 246H29V249H32V248H30ZM49 246V247H48ZM105 245H104V247H106ZM116 246V247H117ZM127 246V245H126ZM7 248H8V246H6ZM17 247V246H16ZM22 247V246H21ZM72 247V246H71ZM71 247H69V248H71ZM6 248V249H7ZM25 248V247H24ZM23 248V249H24ZM54 247H52L51 248V250L53 249ZM55 248H58L59 250H60V248H62V249H65L66 247H62L61 245H59L58 247H56L55 246ZM54 248V252H53V254H52V256L55 258V254L57 253L56 251H58L57 249H55ZM73 248H71V250L70 249H66V251H70V253L68 254V252H64V255H63V258H66L65 259V262H60V261H58V260H56V259H54L51 255L50 256H48L47 254H48V252L46 251V257H45V254H42V256L45 258V259H48L49 260V258L51 257V258H53V264H58L59 262H60V264H77L78 262H80V258H81V256H82V253H84L83 254V256H86V254H87V252L90 250L89 248H88V250L87 249H85V251H75V253L74 254H76V252H78V253H80V252H82V253H80L81 254V256H80V258L79 259H76V258H78V255L79 254H77V255H75L74 256V254H72L71 255V251H74L73 250ZM76 248V249H75ZM102 248V247H101ZM113 248V247H112ZM10 249V248H9ZM19 248H16V251L18 250ZM21 249V248H20ZM26 249H28V247L27 248H25V251H26ZM28 249V250H29ZM40 249H43V248H40ZM43 249V250H44ZM45 249V250H46ZM61 249V250H62ZM96 249V248H95ZM105 249H107V248H105ZM120 249H122V248H120ZM45 250L43 251V253L45 252ZM56 250V251H55ZM101 250V252H102V249H100ZM111 250V249H110ZM3 251V252H2ZM15 251V252H16ZM20 251V250H19ZM22 251V250H21ZM119 251V250H118ZM14 252V253H15ZM27 252V251H26ZM56 252V253H55ZM97 252H98V254H99V249L97 250ZM97 252H96V250H95V252H94V254H92V255H96L97 254ZM13 253V254H14ZM61 253V252H60ZM63 253V252H62ZM61 253V254H62ZM65 253L67 254L66 255V257H64L65 256ZM86 253V254H85ZM89 253V252H88ZM121 253V252H120ZM60 254V255H61ZM96 255V256H99V255H101V254H99V255ZM105 254V253H104ZM38 255V254H37ZM58 255L59 254H56V258L58 257ZM59 255V257L60 258H57V259H60L61 260V256ZM13 256H15V259H16V261H17V259H18V257L16 256V254L15 255H13ZM71 256L72 257H74V259L72 258V259H70L71 258ZM77 256V257H76ZM91 256V255H90ZM96 256H93L92 258H94L93 260H95V257ZM104 256V255H103ZM103 256H99V257H97L98 258V260H96V262H98V261H100V263L102 262V257ZM37 257H39V255L37 256ZM42 257V258H43ZM101 257V258H100ZM105 257V256H104ZM103 257V258H104ZM116 257H118V256H116ZM40 259H41V256L39 257ZM43 258V259H44ZM86 258V257H85ZM90 259V257L88 256V254H87V259ZM91 258V259H92ZM124 258V257H123ZM4 259V258H3ZM7 259V258H6ZM30 259H32V258H30ZM67 259H69V260H67ZM88 259V260H89ZM90 259V260H91ZM100 259V260H99ZM105 260H109V259H106V258H104ZM112 259V258H111ZM2 259H0V261H1ZM38 260V258L36 259V257H35V261L36 262H39L40 264H43L44 263V261L42 262V259L39 261H37ZM55 260H56V262H55ZM71 260V261H70ZM73 260V261H72ZM74 260H77V261H75V262H77V263H75L74 262ZM87 261V260H85V264H88L89 262V264H91V262H93L92 260L91 261ZM8 261H9V259H8ZM15 261V260H14ZM64 261V260H63ZM68 261V262H67ZM114 261V260H113ZM117 261V260H116ZM3 262H6L5 261V259L3 260ZM2 262V263H3ZM9 262H11V259H10V261ZM18 262V261H17ZM86 262H88V263H86ZM95 262V263H96ZM103 262H104V260H103ZM102 262V263H103ZM108 262V261H107ZM107 262H105V263H107ZM119 262V261H118ZM122 260H121V264H122ZM25 263H26V261H25ZM29 263H31V262H29ZM39 263H35V264H39ZM117 262H114V264H116ZM4 264H7V263H4ZM34 264V263H33ZM79 264V263H78ZM98 264V263H97Z\"/></svg>","mask_w":264,"mask_h":264}]
</instances>
